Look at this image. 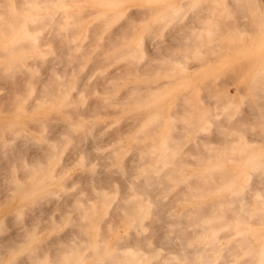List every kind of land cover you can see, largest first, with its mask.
Returning <instances> with one entry per match:
<instances>
[{
  "label": "rangeland",
  "instance_id": "rangeland-1",
  "mask_svg": "<svg viewBox=\"0 0 264 264\" xmlns=\"http://www.w3.org/2000/svg\"><path fill=\"white\" fill-rule=\"evenodd\" d=\"M17 1H13V0H0V9L2 10V13H0V14L3 15V14L6 13L5 14V16H6L8 14V12H10L11 7L14 6V4H15L14 2H17ZM194 1L195 0H189L188 1V4L191 5ZM169 2H170V0H155V1L151 2V3H147L145 0H122V2H120L116 7H113L112 9H108V10H103V9H105V7H107L106 5L101 4V3H96L93 0H86V1H84L82 3H80V5L82 7H85L86 9L87 8L88 9H91L94 12L91 13V14H88V15L85 14L86 17H84L83 21H77L75 23V26H76L75 27V30L77 31V33H73V36H72L74 38L73 42L74 41H76V42L78 41L77 43L80 44L82 37H84V36L87 37L88 36L87 38L84 37V39L86 41L84 40L83 43L86 44L89 41L88 42V44H89V43H91L93 41V44L91 43L92 46L91 45H88V46L85 45L86 47H84V45H82L83 48H86L85 51H87L88 53L86 52V53H84L85 55L84 54L83 55H81V54L78 55L77 57L80 60H78L77 57H76V59H74L75 62L73 60V64L77 63L78 61L81 62V63L78 62L79 64L78 63L75 64V67L72 68V74H70V77H74L75 76V78H76L75 79V82L73 83L75 85V86L73 85V87H74L73 90H71V87H70V85H72L71 83L73 82V80L71 82V79L72 78L68 77L69 74H67L68 76L63 77V80L65 78V80H64L65 83L66 82L68 83V86H67L68 88L62 86L63 89L64 88L65 89L62 90L61 92H64L66 94H69L70 90H71V94L76 92L73 95L76 96V94H77L78 101H77V98L74 97L73 98L74 99V102L73 103H72V101H67L66 103L63 102L61 105L59 104L60 103V99L63 96H62L61 92H57V91H59V87L61 85L59 87L58 86H55V90H54L53 89L54 88V84H53L54 79L53 78H51V81H48V84L47 85L42 83L43 84V86H42V84H41V82H44V81L47 82L46 81L47 74H49L50 72L51 73L52 72L54 73L55 72V69L58 72V71H61V69L62 70L63 69H66V67H64V66H70L67 69H69L68 71L71 73V71H70L71 69L70 68L74 66V65L72 66V64L65 65V63H64V59L65 58L64 57H61V56L59 57L57 55V54H59V53H57L59 51V48H58V44L59 43H58V41H56V39H55V41L53 39V42H51V43L48 42L47 44H42L41 45V47H43V48L45 47V49H47L46 53H44V50L43 49H39V48L38 49L37 48L36 49H26V48H24V49L21 50L22 53H24V55L27 54V53H33V56L34 57L29 56L28 58H26V59H31L32 58L30 61L28 60L29 61V64L31 65V68L29 66V69L30 70H28V68L27 69H24L25 68L24 64H27L28 62L25 63L26 62L25 61L26 59H24L25 56H23V54L22 55H17V57L15 58L16 59V62L14 61V64L17 65L19 68H17V67H12L11 68L10 67V69H9V66H10V64L13 63V61L11 63V60H9L8 58L2 56L3 57V59H2V57H0V66H1V69H0V72H1L0 73V104H1L0 105V128H1V126L5 125L4 126L5 128L6 127L7 128L10 127V128L15 129V130H12L11 129L15 133L14 132H12V133L10 132L9 133L6 130V133L4 132V134H2L3 133L2 132V129H0V143L2 142L1 144L2 145L4 144L3 142L5 140L3 138L6 135L5 136V138H6L5 143L6 144H4V145H6L7 147H9V146L12 147L13 145L14 146H17V144H20V145H18L19 150H18V154H16V159H15V161L17 163L14 161V164L17 165L16 166L17 169H15V167H13L14 166L13 163H12L13 161L8 162L9 161V159H8L9 152H7V151H10V150H7V147H5V146H4V148L1 147L2 145L0 146V160H1L0 161V177L3 179V178H5V176L8 177V174H9L10 175L9 178H12L10 180L7 179V177H6V180L5 179L4 180L1 179L0 180V184H3L5 186L4 183H6V186H7V184H9V182L12 183V185H14L15 182L17 183V179H16L17 176L16 175L17 174H18V176L20 175V178H21V175L22 174L25 175V172L24 171L27 170V169H25L24 166H22L23 163L26 162V159H28V156L31 157L32 154H33V156L34 155H37L39 153V150L41 151V148L47 144V142H46L47 137H49L48 139H50V137H52V136L55 135L54 134L55 132L57 133V135L58 134L60 135L59 131L62 130V128H63L64 131L67 130V128H68V130L73 133V134H71V132H70V134H67L69 132L66 133L67 134L66 137L68 135H71L70 136V140H71L70 142H69L68 137L65 138V139L57 137V139L59 138L63 142H60L59 140H57L55 138L56 143H54V144H57V142H58V144H57L58 146L60 144V146L58 147V149L54 147V150L56 149L55 152L57 154H59V156H60L59 159H57V155H55L56 156V160H55V158H54L55 156L54 155L50 156L49 155V152L42 153V154H39L38 155L39 156L38 159L44 160L45 162L48 163V165H46L47 163H45L44 169H46V170H52L54 173L57 174V176L55 178H53L52 180H49L48 181L49 184L46 187V189H43V191H37V192L36 191L34 192V190H31L32 187L30 186V184H32L34 182L33 179L31 178L32 177L31 175H30V177H29L28 180H25V184H23L24 181H21V180L19 181V179H18V184H21L22 185V189L20 190V192H17L15 190H13L12 194L9 197H5L4 199H2L1 198L2 197L1 196V193L3 195L6 191L4 189H2L4 186L2 188H0L1 189V192H0V229H3V231L6 233L5 234L3 231H0V241L2 239L1 242H4V239H9V235H10V239H12L11 237H13V240L15 241L14 247L16 246L15 248L12 247V249L10 247H8L9 249L6 248L3 251V256H4L3 257V262L4 263L5 262H11V261L14 262V261L18 260V257H20V255H21V258H22L24 255H26L25 252L27 251V248L32 247V246H36V248L38 247L35 252L37 254L38 253L41 254V251H43L42 248H45L46 246H49L48 244H50L51 241L54 240L53 239L54 237L56 238L57 236H59L62 231L64 233L70 232L72 230L74 224L72 225V222L71 221L70 222H68V221L66 222V220H68V218L70 217V215L73 216V213L70 214V212L72 211V210H70V208H74V206L73 205H69V204H71L70 202H71V200L73 198H75L77 200L79 198V200L80 199L83 200V202L87 203L88 205L89 204L90 205L91 204H94V206H95L96 203L99 204L97 207L95 206V212L98 215L95 222H97V224H99L100 226H103L105 228L106 222L109 219L110 220L113 219L115 227L110 232L107 231L104 228H101V230L98 231V232L96 230L91 229L88 226H86L84 228V231H85V234H86L87 237L92 238L94 236V234H96V232H97V233H100L102 236H108V238H109L108 239V243H109V245H112L113 243H115L116 240H119L120 239L119 237L121 235H125V238L124 239H126V237L128 236V238H127V240H128V239H130L129 238L130 236H133L135 234L134 231L131 228H127V225H128L127 224V221L123 219V218H125V215H124L125 213H123V216H124L123 217L121 215L122 214V211L121 210L123 208H125L126 209V213H127V210H131V209L133 210V208L136 209L137 204L136 205L135 204H131L130 202H132L131 201L132 200L131 198H133V197H132L131 193L133 192V190H135V188L139 190L142 187V186L141 187L140 186L137 187L138 184H141V185L147 184L148 185L147 188H148V190L150 189V191H151V192L149 191L150 196H152V195L154 196V197L153 196L151 197L154 201H158L159 202V200L161 199V201L159 203H164L166 206H163V208H165V207L168 208L167 210L165 209L166 211L164 210L166 216L168 214V211L172 213V215H171V213H169L170 214L169 217L171 219H174L173 217H175V216H181L182 214L186 215L187 218H186V220L184 219L185 221L183 220V218L185 216L183 215L184 217L183 216L181 217V219H182L181 223L183 222V223L186 224V223L189 222V220H188L189 218L188 217L192 213L189 212V211H187L188 212V214H187L185 212V210L188 207L190 209L193 208L192 207L193 205L196 206V205H199V204H203L204 202L212 201V199H213V197H214L215 194L212 191L213 189H211V191H208V193H207V190L204 189L203 184H202V186L200 185L198 187V191H199L197 193L198 195H189V194H187V191H188L187 189H189V191H190L191 188L193 187V185H191V184L188 185V183L185 182V180L183 179L184 177L191 178L192 177L191 175H196V174L197 175L198 174H202V176H203L204 175L203 172H206L207 174H205V175H208L209 176V175L212 174V177L218 178V175H221L222 170H223V173L225 171L236 173V171H237V176L235 178V183H234L235 185L234 186L236 188H238V187H241L243 184H248L249 183V180H247V181L245 180V172L244 171L246 169H252L251 168L252 166H251V164H248V163L246 164L245 163V160L247 158L246 155L242 156V158H240L239 161H227L225 159V157H226L225 155L227 153L235 152V151H238V150H243V151H246V152H250V151L263 152L264 151V126H263L264 125V121H261V122L259 121L258 123H256V125H253L252 122H251V120H252L251 116H249V115L247 116V112L249 111V109H251V108L252 109H257V106L255 105V100H256V98L259 97V94H258L259 92H257V94H254L256 92L253 93V89L256 87L254 85H260L259 87H263L264 86V83H259V84L257 83V80L260 79L264 75V72H262L263 70L260 69V65L263 64V61H264V25L262 26V24H261L262 23V20L259 18L261 16L259 15V13L256 10L251 9V8H253L251 5H250L251 6V8H250L251 10L249 9V6H248V7H246V11H245V7H242V6H246V5L243 4V2H245L244 0L243 1L242 0H238V2H236V5L234 4L235 5V8H233V9H234V12H235L234 14L235 15L234 16H231V18L230 17L228 18V14H227V18L228 19H224L223 18V15L225 14V12L223 11L224 14H223V12L222 13L220 12V14L222 15V17H221L220 14H218V15H220V18L218 17V20H219L218 22H219V25L221 23V25H220V27L222 28L221 31H223V30L228 31V29L229 30L232 29V27L234 25H237V26L242 25L241 28L244 29V30L248 29L249 32L252 35L249 33V34L244 35L243 37H241L242 35H237V34L236 35H233V34L232 35H229V33L221 34V35L214 34V31L216 29V27H214L213 28V33H212V34H214V36H212L213 39H218L219 41H222L223 43H225L226 45L228 44V45L223 49V51L220 54L218 53L216 55H213L210 59H208L210 61V63L208 65H205V63H202L201 64V62H203V61L205 62L206 59H207L205 57H204L205 59H203V56H202V55H204L203 52H202V55L199 54V56H202V57H199V56H196L195 57V52L194 51H190L189 53H187L186 51L184 52L181 49L182 50V52H181V51H179L180 50V47L179 48L175 47L177 44L182 43L184 41V38H173V37L170 38V37H168L169 36V29H171L170 28L171 25H168V28H167V23L166 24L163 23L164 25L161 26V28H159V23H162V22H159L158 24H156L158 22V20H156V19L159 18V16L164 15L168 11L171 10V7H169V5H168ZM261 2L263 3V6H264V0H261ZM4 5H5V7H4ZM148 6H153V10H151L146 15L145 18H143V19L140 18V19H138V20L135 21L134 27H131L130 30L127 31V33H129V31H130V34L129 35H127L124 38L123 37H119V39H117L118 37L117 38H114V37L111 38V37L108 36L110 34L113 35L114 31H116L120 27V25L122 24V22L120 20L121 19V16H122L121 14H127V16H128V14L129 15L130 14L131 15H135V12H136L135 10L136 9L138 10L137 12H140L139 10H141V9H143L145 7H148ZM70 8H71V10L77 9L76 6L74 5V3H71L70 4ZM236 10H239V11H236ZM5 11H7V12H5ZM84 11L85 10H83V12ZM86 11L88 12L89 10H86ZM102 11H105L106 13L105 12L102 13ZM124 12H126V13H124ZM132 12H133V14H132ZM247 13H248V16H247ZM105 14L107 16L106 17L107 18L106 20H105V18H103V16ZM119 14H120V18H118ZM187 15H188L187 13H186L185 16L183 15L184 16V19L186 21L188 20V16ZM236 15H237V18L238 19L236 18ZM238 16H240V17L241 16H244L245 19H243L244 17H241L240 18ZM250 16H251V19H249ZM252 17L255 20L254 23L252 22L253 21ZM97 19H99L100 21H97ZM103 19H104V21H103ZM125 19L126 18L122 17V21H124ZM194 19H195V21H194L195 23L193 22ZM194 19L193 20L192 19L188 20V23L190 21L189 24L192 25V26L199 27V26H201V24L203 25L205 23L203 19H200V18H194ZM118 20H119V22H118ZM4 21H5L4 24L6 25V20L4 19L3 21H0L1 22L0 23V26L2 24V27H3L4 24L2 22H4ZM225 22H226V24L224 25ZM246 22L247 23L249 22V23L247 24ZM18 23H23V20L21 22H18ZM41 23L42 22H40V24ZM90 23H91V25L93 24L92 25L93 26V29H94V27L96 25L99 27L98 28L96 26L95 27L96 29H94V31L91 30V33L92 32H96L95 30H98L96 32V34L94 33L95 35L93 33L91 34V36L94 35V37L92 36L93 37L92 40H90L91 39L90 38V33H89L90 31L88 32V30L91 29L89 27H92L90 25ZM40 24L37 23V25H39V29L42 28V27L40 28ZM88 24L90 26H87ZM193 24H195V25H193ZM152 25L155 26V28L153 27L154 30H155V32H156L154 34L155 36L152 35L151 37H149V34L144 35L146 38L147 37L150 38V39H148V38L146 39L143 36V33H144L145 30L149 29V27L152 26ZM223 26H225V27H223ZM86 27H88V29ZM157 28H159V30H157ZM86 30H87V33H86ZM124 30H125V28H124ZM42 31H44V30H42ZM3 33H1V31H0V50L3 49V48L1 49V45L2 44L3 45H5V44L9 45V43L12 40H15L16 39V36L14 37V35H12V34H6V35H4L5 33L4 34ZM38 34L40 35V34H43V33H41V31H39ZM43 35H45V34H43ZM43 35H41V36H43ZM112 35H110V36H112ZM195 35H197V34L194 33V35H192L191 38L194 39V40L195 39L196 40L198 39V41H199V38H197L198 35L197 36H195ZM206 35L207 34L205 33V34H203L201 36V38L203 39V41H208L209 38ZM104 36H106V37H104ZM234 36H235V38H234ZM100 37H102V40H101ZM141 38H143V39H141ZM39 39H40V36H39ZM114 39H115V42L117 41V43L114 42ZM180 39H183V40L181 41ZM99 40H101V41H99ZM109 40H113V43L114 44H112V41H111V44H108V43H110ZM174 40L175 41L177 40V41L175 42ZM98 41H99V43H98L99 46H98V48L95 49V45L97 44ZM148 41H150V42H148ZM151 42L152 43H156V42L157 43H161L162 42L161 45L162 44L163 45H171V46H174L173 47L174 49L173 48L166 49V50H164V52L161 51V50H158L157 52H155L153 50L154 48H152L153 44ZM174 43H176V44H174ZM51 44H52V46H51ZM229 44L231 45V47H230ZM101 45H103V47ZM108 45H110V46H108ZM106 46H108V48ZM127 47H129V49L134 50V51H132V52L131 51L130 52L126 51V49H128ZM122 48H123V50H125L124 51L125 53H123V54L122 53H120V54L118 53V55L117 56L115 55L116 57H114V53L113 52H115L116 50H120ZM144 49H145V51H144ZM102 50H103V52H101ZM93 51H96V52H94L95 55L93 54L95 57H93V58L91 57L88 60V58H89L88 55H90V53H92ZM143 51L145 52V54L143 53ZM173 51H178V52H173ZM134 52H135V54H133ZM19 53H21V52H19ZM96 53H97V56H96ZM115 53H117V52H115ZM137 53H140L141 55H139ZM163 53H164V55H162ZM199 53H201V52H199ZM109 54L112 55V59L110 57H109V59L106 58L105 55L110 56ZM151 54H154V55H152L153 57L151 56ZM182 54H184L186 56H184ZM196 54H198V52H196ZM132 55H136L135 57H137V55H138L139 57H138V59L136 58V60H134L135 57L132 56ZM155 55H158V56L156 57ZM174 55L176 57H174ZM180 55L183 57V59H182V57H180ZM86 56H88V57L86 58ZM160 56L161 57L163 56V57L161 58ZM177 56L179 57V59H178ZM102 57H104V58H102ZM125 57L126 58L128 57V58L126 59ZM151 57H152V60H153V63H152L153 66L151 65L150 67H148L149 69L147 68V69L142 70L143 72H145V70L147 72V70H148V72H149V73L147 72L148 75H146V73H143L141 70H139L140 71L139 72L137 68L143 69L142 64L145 63V62H147V59L149 60ZM164 57H166V58H164ZM100 58H102L103 60L100 59ZM121 58L122 59L124 58L126 60V62L124 60H121ZM175 58H177L178 60H186L187 61L186 64H188L190 66L195 65L198 61H200L198 63L201 64V67L200 68L199 67L198 68H191V69L183 68V67H181V63H178ZM60 59H61V61H59ZM128 59H130L131 61L128 60ZM202 59H203V61H201ZM32 60H34L33 63H32ZM136 61H137V63H136ZM162 61H164L165 65H162V64H164ZM246 61H248V63ZM59 62H61L63 64H61V63L59 64ZM16 63H23L22 71L20 70L19 64H16ZM52 64H53V66H51ZM91 64H92V67H91ZM93 64L96 65V68H95V65H93ZM154 64L156 66H154ZM15 65H13V66H15ZM56 65L58 67H56ZM236 65H237V67H236ZM238 65H239V67H238ZM60 66H61V68H60ZM100 66H102V67H100ZM176 66H179V67L176 68ZM26 67H28V66H26ZM47 67H49V68L47 69ZM50 67H53V69L52 68L50 69ZM161 67H165V68H161ZM98 68H100V69H98ZM152 68H154V69L152 70ZM17 69H19L18 72H16ZM89 70H91L92 72L89 71ZM173 70H174V73H173ZM7 71H9V73H11V74H9ZM133 72H134V74H133ZM159 72H160V74H159ZM4 73H6V75ZM73 73H74V75H73ZM84 73H86V74H84ZM19 74H21V75H19ZM81 74H83V75H81ZM87 74H89V75H87ZM121 74H122V76L123 75L124 76L122 77ZM257 74L259 75V77L257 76ZM86 76H87V78H86ZM253 76H255V77L253 78ZM110 77H111V80H110ZM10 78H13V81L17 78L19 83L17 82L18 84L16 86H14V84H12L13 81ZM69 78H70V80H69ZM256 78H257V80H256ZM85 79H86V82L89 81L87 84L90 87L89 86L82 87L81 81H85ZM90 79H92V80H90ZM100 79H103V80H100ZM166 79H170L171 81L166 82V83L165 82L162 83V85H161V92H162V94L160 96H151L152 93H156L157 92V89H150L149 90V89H146L144 87L145 84H146V82L149 83V85H151V84H153L156 81H163V80H166ZM206 79H209L211 83H209V81L206 80ZM220 79H221V81H220ZM253 79H255L256 81L253 80ZM263 79H264V77H262V79H261L262 81L261 82H264ZM77 80H78V82H77ZM49 82L52 83L53 85L50 84ZM259 82H260V80H259ZM34 83H36V84H34ZM65 83H63V84L65 85ZM143 83H144V86L143 87L146 89V93H147L146 98H141L139 96V94H138V96H136V97H140V99L137 98V101H135L136 99L132 98L133 100H131L130 103H128L129 102V99H130V98H128L127 99L128 102H126V103H121L120 102L122 100L121 97H123L124 91L126 92V90H127V87L130 86V89L133 90V88L136 89L137 85H143ZM221 83H223V84H221ZM29 84H31L32 87H30L31 85H29ZM37 85H39V86H37ZM47 86H49L50 90L52 89V91L54 90L57 93V97L55 95L56 93L54 92V95L52 94L53 96H51V94L49 96L51 98V100H48L47 102L45 101L46 103H44L43 101L42 102L41 101H38L37 99L35 100V96H40L41 94L42 95L45 94L44 92H45ZM99 86H101V87H99ZM109 86H111V88L113 89V91H112V89H110ZM252 86H254V87H252ZM92 87H93V89H92ZM97 87H99V88H97ZM16 88H18V89H16ZM237 88H238V90L240 89L242 92L240 90L238 91ZM11 89H12V91H11ZM29 89H30V91H29ZM105 89L106 90L108 89V90L106 91ZM186 89H187V91H186ZM224 89L227 92V94L225 92L226 95L225 94L222 95V92L224 91ZM16 90H17V93H16ZM140 90L142 91L141 93H144L145 92V90L143 88H140L139 90H137V92H135L136 93L135 95H137V93ZM206 90L209 91L210 94L211 93L212 94H215L213 96H215L216 99H218L219 97L220 98L222 97L221 99L223 101H225V103L227 104L228 108L230 109V110L229 109H225L224 112L221 115H219L216 118H214V120L212 121L213 123H210V121L209 122L208 121H205L204 120L205 118L203 119V115H202V112H201L202 106H201V103H200L199 99H200V96H202V94L204 95V93L206 92ZM9 91H10V93H9ZM13 91H14V93H12ZM31 91H32V93H29ZM35 91H37V94L35 93ZM83 91H85V92H83ZM87 91H89V92H87ZM110 91H111V93H110ZM237 91L238 92H241L243 97L241 96L242 98L241 97L240 98H237V101H236V97H238L239 95H241V93L237 95L236 94ZM40 92H41V94H40ZM180 92L181 93L184 92V95L185 94L186 95L183 96V94H181ZM209 92H207V93H209ZM38 93L40 95H38ZM133 93L134 92H132V94ZM249 93L251 94V96L248 95ZM252 93H253V95H252ZM105 94H107V95H105ZM228 94H230L229 97H228ZM17 95H19V96H17ZM95 95H96L97 98H95ZM128 95L130 96V94H128ZM177 95L179 96L178 98H176ZM254 95H257V96H254ZM6 96L8 98H6ZM16 96L18 97V99L17 100L14 99L15 103H13L14 101L12 99L13 98H17ZM28 96H30L32 98L30 99V97H29L27 99ZM100 96H101V98H100ZM180 96L185 97L186 99L183 98L180 101ZM4 97L6 99H4ZM11 97H12V99H11ZM133 97H135V96H133ZM244 97L246 98V100H245ZM70 99H72V98H70ZM79 99L81 101H79ZM105 99H106V101H105ZM113 99L115 101H117V99H119L120 100L119 101L120 103H115L113 101ZM10 100L12 102H10ZM31 100H33V101L35 100L37 103L35 102L36 104H34V106H32L34 102L31 101ZM93 100H95V101L97 100L96 101L97 102L96 104H98V107L95 106V104H94L95 101H93ZM61 101H63V98L61 99ZM123 101H124V99H123ZM235 101H236V104H234ZM244 101H245V103H244ZM40 102H41V104H40ZM110 102H111V104H110ZM240 102H241V104H240ZM21 103L23 104V106H20ZM103 103H105V104H103ZM185 103H187V106L188 107L186 106ZM107 104H109V105H107ZM29 105H31L30 106L31 108H29ZM19 106L22 108V110H18ZM92 106H95V107H92ZM99 106H100V108H99ZM143 106H144V108L142 109L141 107H143ZM69 107H71L72 110ZM139 107H140V109H142L143 111H145L146 114L143 115V117H141L139 115L138 118L140 120L137 118V121H135L136 123L134 122L136 124L135 125L134 123H132L133 117L131 118V116H133V114H135L134 112H136V114H137V112L140 111L139 110ZM60 108H62L61 109L62 111H63V108L65 110L67 109V111L70 114H72L73 112H75V113L76 112L77 113L78 112L79 113L82 112L81 115L83 114V117L81 116V120H83V122H80L82 125H80V127H79V122L77 121V118H75L76 116H80V115H78L79 113L77 115L73 116L74 117L73 119L75 121H77V124H76V122L72 118H71L72 120L69 118L70 117V116H68L69 113L68 112H65V111H64V113H62L59 110ZM92 108H93V110H92ZM186 108H188V109L190 108V110L185 111ZM234 108L236 109L235 111H234ZM157 110H159V111L162 112V115L159 116V117L155 113V111H157ZM70 111H73V112L71 113ZM98 111H99V113H98ZM88 112H89V114H87ZM174 112H175V115L179 118L176 121L178 123L177 125H178L179 128H177V131L174 132L177 137H175V140L174 139L172 140V138H170V139L168 138V136L170 135L169 128H168L169 127L168 126L169 125L168 124V121H169V117L171 118V116H169V113H174ZM176 112H177V114H176ZM185 112L187 113L188 116L195 117L196 120L193 118L194 120H193L192 123L191 122H185L183 120V116H182ZM235 112H237V113H235ZM75 113H73L72 115H74ZM85 113L88 116L86 115L84 117ZM89 115H91V116H89ZM179 115H181V116H179ZM137 116H135V119L134 120H136V117ZM222 116L224 117L223 119L226 118V120H228V121L227 122H226V120L225 121H222L223 120L221 118ZM230 116H231V118H230ZM154 117H158L159 122L158 121L156 122L157 119H155L154 120L156 122L155 123L153 121ZM177 117H175V119ZM65 118H67V119H65ZM220 118H221V120H219ZM228 118H230V119H228ZM243 118H244V120H243ZM64 119H65V121H66L67 124L65 122H63ZM78 119H79V117H78ZM128 119H130L132 121L130 122V120H128ZM215 119H217V122H215ZM237 119H238V121H237ZM88 120H89L90 123H87ZM150 120H152L153 123H155L156 125L154 126L151 123L154 127L150 126V129L151 130L148 127V129L150 130V132H143V130H141V129L142 128L145 129V127H146L145 124H147V125L150 124ZM203 120L205 121V123H204ZM241 120L242 121H245V122L242 123ZM93 121H95V122H93ZM179 121H180V123H179ZM181 121H182V123H181ZM229 122H230V124L232 122V124L230 126L228 125ZM238 122L240 123L239 125H238ZM64 123L66 124V127L65 128L61 126L62 124L64 125ZM69 123H74V125H76V126L73 127V125L72 124H69ZM84 123H85V125H84ZM94 123H96V124L94 125ZM198 123H199L200 126H198ZM10 124L11 125L14 124V125L13 126H10ZM129 124H131L132 127H128ZM205 124H206V126H204ZM221 124L222 125H225V126H222ZM57 125H59L61 127L58 126L59 129L57 131H54V129L56 130V128H58ZM87 125H89V127ZM126 125H128V126L126 127ZM185 125L189 126L188 131H185V130L182 131L181 130V127L184 128ZM16 126H17V128H16ZM52 126H53V128H52ZM97 126H98V128H97ZM101 126H103V128ZM4 127H3V129H5ZM237 127L238 128L241 127V130H239L240 128L238 129L240 131V135H239V131L238 130L237 131L234 130L235 133L238 132V134H234V136L233 135L231 136L230 133L228 134V132L230 131V129H232V130L235 129V128L237 129ZM99 128H100L101 131L98 130ZM117 128L119 129L118 130L119 132L122 130L120 138H118L119 136H115L116 135L115 134L116 132L118 134V131H115ZM124 128H126V130ZM127 128H129V129L131 128V129L130 130H127ZM152 128H154V130ZM218 128H219V130H221V129H224V131L226 130L225 131V134L222 133V132H219L221 134V136H220L219 133H218L219 135L217 133H213V132H216ZM96 129H97V132L98 133L96 132ZM139 129L142 132H140ZM148 129H147V131H149ZM210 129H211V131H209ZM227 129H228V132H227ZM90 130H92L93 132L90 131ZM85 131H87V132H85ZM138 131L140 133H143V134H146V135H142L141 138L137 135V136H135V138L136 137H139V138L134 139L133 136H134V134L138 133ZM91 132H92V134H91ZM181 132H182V134H181ZM192 132H193V134H192ZM99 133H101V135H99ZM108 133H109V136H108ZM113 133H114V135H113ZM211 133H213V134H211ZM24 134H25L26 137L24 136ZM41 135L42 136H45V137H43V138L40 137L39 138V136H41ZM93 135H95V136H93ZM209 135L210 136H217V137L220 136L219 137L220 139L218 138L219 139V142L217 141V144L215 143L216 145H213L214 144L213 141H214L215 138L214 137L213 138L212 137L210 138ZM222 135H225L226 137L228 136L227 138H229V135H230V137H235V138L234 139L232 138L233 140L231 138L228 139L227 142L225 143V145H223V144H221L222 141H220L221 139H223V136ZM259 135L261 137L260 139H259ZM60 136H63V135L61 134ZM163 136L165 137L164 139H167V140L169 139L170 140V142L168 141L169 144L167 143V146H165L166 144L165 145L163 144V140H162ZM192 136H194V137H192ZM208 136H209V140H208ZM20 137H22V138H20ZM54 137H56V135ZM95 137H97V138H95ZM44 138H45V140H44ZM202 138L204 139V141H210L211 139H213V141H210L208 143L206 142L205 143L206 147L204 146V144H203V146H201V141H203ZM243 138H244V140H243ZM248 138H252V139L250 140ZM92 139H93V141H96L98 143H95V145L92 144V142H91ZM94 139H97V140H94ZM253 139H255V140H253ZM52 140H54V139H52ZM135 140H136V142H135ZM245 140H247V141H245ZM256 140H257V142H254ZM9 141L11 143H8ZM64 141H67V143L69 142L68 143L69 145L66 142H64ZM171 141H173V144L175 145L174 147H172L173 144H172ZM174 141H176V143ZM112 142H116V144L118 145L116 147L115 152L113 151L114 148H112V146L114 145ZM192 142H194V143H192ZM35 143H36L37 146L34 145ZM63 143H64V145H66V144L67 145L64 147ZM118 143H120L121 145L118 144ZM235 143L237 144V146H233V144L235 145ZM22 144H24V146ZM29 144L32 145V146H30ZM73 144L75 146H77V147H75V149L72 147ZM176 144L177 145L179 144L178 145V151L179 152L176 150L177 149V145ZM210 144H211V146L212 145L213 146L211 147ZM57 145H56V147H57ZM97 145H99V146H97ZM131 145H133V146H131ZM142 145H144V146H142ZM152 145H155L156 147L155 146L152 147ZM168 145H172V146H169L168 147ZM248 146H250V147H248ZM38 147H40V148H38ZM63 147H64V150H63ZM85 147H87V148H85ZM90 147H92V149H90ZM162 147H165V148H162ZM167 147H168V149H167ZM171 147H172V150H171ZM175 147H176V149H175ZM222 147H225L226 149L225 150L224 149H221ZM72 148L74 150H76L75 152H77V151L79 152L80 150H82L85 153V157L82 156L83 158H86L87 159V160L85 159L86 161L83 159V161H85V164H83V161L81 159H79V154L78 155H75L74 150H71ZM136 148H140V149L144 150V152H143V155L145 156L144 159H143V157H140L139 155H135V154H138V152L140 151V149H138L139 150L138 151ZM169 148H170L171 151L174 152V150H175L177 153L176 152H174V153L172 152L173 154L171 153V155H172L171 156V159H168V160L169 161L171 160V162H172V159L177 155L176 156L177 157V163H179L178 162V160H179L180 161V164H181L180 166L179 165H177V166H175V165L174 166H171V165H173L172 163H171V165H170V163L161 164L160 165L161 167L166 166L168 170H166V171L165 170H162L161 171L162 174L161 173H158V178L159 179L157 178L156 181L151 180V182H148V181L147 182H144L145 180H144V177H142V176H141L142 178L139 177L140 180H137V182H129V181L127 182L126 180H123L122 179L121 176H123V173L121 174V171L120 170L118 171V169H120V168H122V169H124V168L128 169V167H129L128 170L130 172L129 171L126 172L125 170L124 171H125L126 174H129V173L131 174L132 168H136V171H137L136 174L138 176L139 175H142V173L144 171V170L142 171L143 167H145L147 170H149V169H151V166L157 164L155 162L157 161L158 155L151 154V152H149V151L152 150V151L157 152L159 154H162L163 153V155L165 154V156H166V152L167 153L168 152H171V151H169ZM78 149H80V150H78ZM194 149H195V151H194ZM59 150H61V151L59 152ZM135 151L136 152L138 151V152L136 153ZM198 151H200V152H198ZM2 152H3V154H1ZM109 152H111L112 154H109ZM219 152H220V155H219ZM205 153L207 155H205ZM44 154H45V156H42ZM132 154H134V155H132ZM180 154H182V155L180 156ZM17 155L19 156V158H18ZM47 155H49V157H47ZM153 155H154V157H152ZM69 156H71L72 158L69 157ZM75 156H76L77 160H76ZM218 156H220V157L217 160ZM136 157H137V159H136ZM138 157H140V158L138 159ZM203 157H204V159H203ZM221 157H224L223 162H222V160H220ZM31 158H33V160H34L37 157L36 158L31 157ZM150 158H151V163L147 164L148 161L146 162L145 159H147V160L149 159L150 160ZM161 158H164V157H161ZM53 159L56 161V166H55V162H54ZM129 159L132 160V161H130ZM140 159H143L146 163L144 162V164H143V161H142L141 164L136 163L138 161L141 162ZM40 160H38V161H40ZM79 160L82 161V163H81V161H80V163L83 164L84 166H82L81 164H78ZM133 160H134V162H133ZM135 160H136V162H135ZM44 161H42V163ZM30 162H32V160H30ZM86 162H87V164H86ZM129 162H131L133 165L131 163H129ZM173 162H175V161L173 160ZM7 163H8V165H7ZM10 163H11V165H9ZM104 163H105V166H104ZM112 163L114 165H112ZM122 164H126V165H122ZM142 164H143V167H142ZM150 164H151V166H150ZM184 164H186V165L184 166ZM20 166H22L24 168L22 169ZM92 166H94V167H92ZM101 166H102V168H101ZM123 166H124V168H123ZM26 167H31V165H29V166L27 165ZM216 167H217L218 170L216 169ZM6 168H7V170H6ZM9 168H10V170H9ZM92 168H94V169H92ZM107 168H108V170H107ZM28 169H30V168H28ZM116 169H117V171H116ZM161 169L162 168H160V170ZM163 169H165V168H163ZM170 169H173V171H172V173H171L170 176L174 177L176 175V177H178V178L174 177L176 179L175 183H174V178H171V177L169 178V175L167 174ZM106 170L107 171H113L111 173V174L114 173L112 175V177H114L112 179L113 181H110V182L108 181V182H104V183L101 182L100 183V182H98L96 180H93V182H92V180H87L86 181L83 178V177H88V176L93 177V175H94V177H96V176L97 177L102 176L103 174H105L107 172ZM219 170H221V171H219ZM8 171H9V173H8ZM133 171H134V169L132 170V172ZM210 171L211 172L213 171V172L210 174L209 173ZM15 172H17V173H15ZM164 172L166 174H164ZM5 173H6V175H5ZM133 173H135V172H133ZM133 173H132V175H134ZM146 173L148 174V172H145V174ZM145 174L143 173V175L146 177L147 175H145ZM152 174L153 175H156L157 173L156 172H154V173L152 172ZM160 174L161 175L164 174V175L162 177H160L161 176ZM169 174H170V172H169ZM173 174H174V176H173ZM26 176L27 175L23 176L22 178L24 179V178H26ZM115 176H116V178H115ZM142 179L144 180L143 182H142ZM199 180L202 183L203 178L202 179L200 178ZM209 181H211V178H209ZM219 181L220 180L218 179L216 181V183L219 182ZM19 182H21V183H19ZM90 182H92V183H90ZM164 182L165 183L168 182L169 184L170 183H173V184H176L177 183V184L175 186L173 184H171L170 186L167 184L168 185V187L166 185L167 188H165V187L162 188L165 185ZM250 182H252V180H250ZM93 183H95V184H93ZM182 183L184 184V186H183ZM252 183H250V184H252ZM64 184H65V187L66 188L64 187ZM67 184L68 185L70 184L69 187H67L68 186ZM92 184L93 185H96L97 184V187H99V190H100V191L98 190V193H95L94 192L95 188H93V185ZM128 184L129 185L133 184V185H131L132 188H133V186H135V187L132 189V188H130V186H128ZM10 185H8V186H10ZM90 185H92V186H90ZM103 185H104V187H103ZM111 185H113V187ZM215 185H217V184H215ZM62 186H63V188H62ZM100 187H102V188L100 189ZM115 188H116V190H115ZM211 188H213V185H212ZM56 189H58L59 191L56 190ZM64 189L65 190L67 189L66 190V194L64 193L65 192ZM143 189L144 188L142 187L141 190H143ZM173 189L177 191L176 192V195H174L175 191ZM180 189H181V191L183 193H181V191H179ZM3 190L5 191L4 193H3ZM52 190H54V192H51ZM69 190H70V192H69ZM107 190H109V191L106 194V191ZM128 190H130V191H128ZM165 190L167 192H165ZM56 192H57V194H55ZM58 192H59V194H58ZM116 192H117V195H115ZM169 192H171V193H169ZM201 192H202V194H201ZM63 193H64V195H63ZM91 193H92V195H91ZM122 193H123V195H122ZM224 193L227 194L228 191L225 190ZM73 194L74 195L77 194V195L74 197ZM126 194H128V195L126 196ZM101 195H102L103 198L101 197ZM4 196H5V194H4ZM150 196H149V198H150ZM170 196L173 197V198L171 199ZM71 197H72V199H71ZM33 198H34V200H33ZM60 198H62L63 200L60 199ZM69 198L71 200H68ZM96 198H98V200L99 199H104L105 202L103 203L102 200H99V202L98 201L96 202L95 201V200H97ZM127 198H130V200L128 201ZM138 198L139 197H137L136 200H138ZM183 198H185V199H183ZM54 199H56V200H54ZM124 199H127V200H124ZM35 200H36V202L38 200L39 201L36 203ZM44 200H46V201H44ZM167 200H168V202H167ZM52 201L54 203H57L58 204L59 207L58 206H55V207H57V209L53 206L55 204ZM110 201H111V203H110V205H108ZM33 202L37 206H35ZM62 202L65 204L64 206H63V203ZM83 202H82V204H83ZM124 202H126L128 205H126V203H124ZM47 203L50 204V207H49V204H47ZM60 203H62V204L59 205ZM116 204H118V205H116ZM129 204H131L133 206L131 207V205H129ZM142 204H140V205H142ZM151 204H153V203L151 202ZM67 205H69L71 207H69ZM88 205L87 206L84 205V207H86L88 209V207H89ZM144 205L151 208L150 203H146V204L144 203ZM225 205H223L224 208H225ZM60 206H63L64 207V210H63V207H61L62 209H60ZM110 206H111V208H110ZM127 206H129V208H127ZM159 206L161 207V204L160 205L154 204L153 205V208L154 207H159ZM37 207H38V209H37ZM65 207L69 208L70 211L69 210H65ZM185 207H186V209H184ZM17 208L20 209L19 211H21L22 213L19 212ZM39 208H41L40 209L41 212H38L39 211ZM153 208H151V209H153ZM216 208H219V205L218 204H216ZM46 209H48L49 211L46 210ZM50 209L51 210L53 209L54 211L53 212L52 211L50 212ZM108 209H110V210L108 211ZM125 209H124V211H125ZM56 210H57V212H56ZM61 210L63 212H61ZM132 210L131 211H128V214L129 213L131 214ZM182 210L184 211V213H182ZM35 211H36V213L38 215H36ZM47 212H48V215H50V216H47ZM60 212L62 213L61 216H60ZM200 212H202V211H200ZM200 212H198L199 214L198 213H194V214H197L198 216L207 215V214H204V212H202V213H200ZM221 212H223V210H219L216 213H221ZM180 213H182V214H180ZM208 213H210V212H208ZM232 213L235 215V212H232ZM11 214H13V215L11 216ZM14 214H19L20 217L19 216L17 217V215H14ZM24 214H25V216H24ZM150 214L148 212L144 214L145 216L143 218V220H144L143 222H145L146 225L144 223L143 228L139 230L140 233H141V230H143L142 231V234H140V233L138 234V235H140V237H142V236L145 237L146 236V238H144L145 239V243L143 244L144 247L142 248V246H141V248L143 249V250L142 249L141 250L144 253V260H142L138 264H150V263H154L153 260L150 261L151 258L154 257V258H157L156 260H159L158 257H160V255L161 256H165V254L167 253V251L170 250L167 247L163 246V244H161L159 242H156V240H155L156 239L155 233L156 232L158 234L160 233L158 231H160V229H161V225L160 224H162V220H160L159 218L157 219V216H155L156 219H155V217L153 219V217H152L153 214H152V216H150ZM165 214L163 215V213H162L161 214L162 217H164ZM201 214H203V215H201ZM227 214H229V212H227ZM33 215H34V217L35 216L36 217L39 216L40 218H43V219H41V221H38L37 220L38 217L37 218L35 217L36 218L35 219L33 217ZM42 215H43V217H42ZM56 215H59V216L56 217ZM121 217H122V219H121ZM158 217H160V215ZM162 217H161V219H163ZM21 218H22V221H20ZM44 218L46 220L47 219L48 220L50 219L49 222H48V220L46 221ZM53 218H55V220L57 219V221L52 222L51 220ZM101 218H102V220H101ZM170 218H169V220H170ZM30 219H32V220H30ZM181 219H179V220H181ZM5 220L6 221L9 220L8 221L9 223L6 222ZM13 220H15L16 222L18 221V222L17 223H14L15 221H13ZM36 220L38 221V223L40 222L39 223L40 225L37 223ZM146 220H147V222H146ZM159 220L161 221V223H160ZM3 221L5 222V225H4ZM42 221L44 223L41 225ZM102 221L105 222V223H103ZM224 221H226V223H229V224H233L234 223V219H232V218L230 219V217L229 218H226ZM33 222H35L36 226H34ZM51 222H52V225H50ZM149 222L151 223V225H149L150 224ZM11 223H12V225H11ZM31 223H32V227L29 226V225H31ZM20 224H21V226L23 228L19 226ZM23 224H25V225H23ZM37 225L39 227L42 226V228H39V231H38V228H36V227H38ZM43 225H45L46 227L43 226ZM13 226H15V227H13ZM17 226H19L18 229L16 228ZM24 226L28 227L29 229L28 230H25L26 231V234H28V236H26L24 238V240H22V238H23L22 236L23 235H20V234H22V232L20 231V228H21V230H23L24 229ZM47 226H48V228H47ZM64 226H66V227L63 228ZM8 228H9V231H8ZM35 228L37 229V232H35L36 231ZM149 228H150V231H149ZM65 229H66V231H65ZM99 229H100V227H99ZM128 229H131L133 232L130 230V233L132 232L134 234L129 235V233L127 232ZM184 229H187V230L189 229L188 231L191 230L190 229V226H187ZM184 229H183V231H184ZM255 229H259L261 233H264V227L263 226H259V225L258 226L248 225V227L246 228V231L247 230L248 231H254ZM18 231H19L20 234L17 235V232ZM58 231H60V232L57 234ZM78 231L81 232L80 230H78ZM146 231H148V232L146 233ZM166 231H168L170 233V235L174 232L171 229H168ZM200 231H202V229H200ZM224 231H225V229H223L222 232H224ZM13 232H14V236H12V233ZM33 232H35V234ZM54 232H55V234H54ZM8 233H9V235H8ZM105 233H107V234H105ZM144 233H146V234H144ZM148 233L149 234L151 233V235H148ZM177 233L178 234H182L181 229L176 232V235H177ZM100 234H97V235L100 236ZM15 235L17 237H15ZM50 235H52V238H51ZM152 235L153 236L155 235L154 236L155 239L154 238L152 239V237H153ZM18 236L20 238L21 237L22 238L20 239ZM150 236H152V237H150ZM227 238H229V236L225 237V239H222V240L223 241H226ZM151 239L154 240L153 243H151L152 242ZM201 240H202L201 236H199V237L196 236V240L195 241H198L199 242ZM223 241H221V242H223ZM254 243H255V245L257 244L256 241ZM148 245L149 246L153 245V246L150 248ZM190 246L193 247V243H186V247L187 248H189ZM147 247H149V248H147ZM153 247L156 250L158 249V252L159 251L160 252L157 254L156 253L157 251L155 252V250H154L153 251L154 254H151V256H150L149 253L154 249ZM39 248L41 249V251H40ZM144 248H146V250L148 249V251L150 250V252L144 251ZM238 249H240V246H239ZM240 250L242 251V249H240ZM168 254H169V252H168ZM225 254H224V256H225ZM238 254L240 255V252ZM224 256H220V257H224ZM93 257L94 256H88V257H86L85 260H84V264L91 263ZM15 258H17V259H15ZM218 258H219V256L216 259L217 261L215 260V263H213V264H221L222 258H219V260H218ZM234 259H237V258L235 257ZM156 260H155V263H156ZM224 261H226V260H224ZM70 264H72V263H70Z\"/></svg>",
  "mask_w": 264,
  "mask_h": 264
},
{
  "label": "bare ground",
  "instance_id": "bare-ground-1",
  "mask_svg": "<svg viewBox=\"0 0 264 264\" xmlns=\"http://www.w3.org/2000/svg\"><path fill=\"white\" fill-rule=\"evenodd\" d=\"M13 1H17V0H13ZM84 1H86V0H18L17 2H14L15 4H14V6H12L11 7V9H10V12H8V14L5 16V14H0V21H3L4 19L6 20V25L4 24L5 23V21L4 22H2L4 25H3V27H2V24H1V26H0V31H1V33H3L4 35H6V34H12V35H14V37L16 36V39L15 40H12L10 43H9V45H7V44H5V45H1V49L2 50H0V57H6V58H8L9 60H11V63H12V61H13V63L12 64H10V66H9V69H10V67L12 68V67H17V68H19L17 65H15L14 64V61L16 62V57H17V55H22L23 54V56H25V58L24 59H26V58H28L29 56H32V57H34L33 56V53H27V54H25L24 55V53H22V49H24V48H26V49H43L44 50V53H46V51H47V49H45V47L43 48V47H41V45L42 44H47L48 42H53V39H54V41H55V39H56V41H58V48H59V51L57 52V53H59V54H57L59 57L61 56V57H64L65 59H64V63H65V65H70V64H72V66L73 67H71L70 69V71H71V73L68 71L69 69H67L68 67H70V66H64V67H66V69H61V71H58L57 72V70L55 69V72L53 73H49V74H47V78H46V81L47 82H41V84L43 83V84H48V81H51V78H53L54 79V81H53V84H54V90H55V86H60L59 87V91H57V92H61L62 90H64L63 89V87H67L68 86V83L66 82L65 83V78H64V80H63V77H65V76H68L67 74H69V76L68 77H70V74H72V68H74L75 67V64H77L78 62H80V61H78L77 63H75V64H73V60L74 59H76V57L78 56V55H83L84 53H86L87 51H85V49L86 48H83V46L82 45H84V47H86L85 45H91V43L93 44V41L91 42V43H89L88 44V42L86 43V44H84L83 43V41L85 40L84 39V37H82V39H81V42H80V44L79 43H77L76 41H74L73 42V40H74V38L72 37L73 36V33H77V31L75 30V23L77 22V21H83V19H84V17H86V15H88V14H91V13H93L94 11L93 10H91V9H86L85 7H82L81 5H80V3H82V2H84ZM94 2H96V3H101V4H104V5H106L107 7H105V9H103V10H108V9H112L113 7H116L120 2H122V0H93ZM147 3H151V2H153V1H155V0H145ZM188 1L189 0H170V2H169V7H171V10L170 11H168L166 14H164V15H161V16H159V18H157L156 20H158V22L156 23V24H158L159 22H162V23H159V28H161V26H163L164 24L163 23H167V28H168V25H171V29H169V36L168 37H173V38H184V41L182 42V43H180V44H177L175 47H177V48H179L180 47V50L179 51H181L182 52V50L185 52H187V53H189L190 51H194L195 52V57L196 56H199V54L200 55H202V52H203V54L204 55H202L203 56V59H205V58H207L206 59V61L204 62L203 61V59L201 60V61H203V62H201V64L202 63H205V65H208L209 63H210V61L208 60V59H210L213 55H216V54H220L222 51H223V49L228 45H226L225 43H223L222 41H219L218 39H213V37L212 36H214V34H219V35H221V34H226V33H229V35H242L241 37H243L244 35H247V34H249L250 32H249V30L248 29H246V30H244V29H242L241 28V26L242 25H239V26H237V25H234L233 27H232V29H228V31H225V30H223V31H221L222 30V28L220 27V25H221V23H220V25H219V20H218V17L220 18V12L222 13L223 11L225 12V14H224V12H223V18L224 19H228L229 17L231 18V16H234L235 14V12H234V9L233 8H235V5H236V2H238V0H195L191 5H189L188 4ZM243 1V0H242ZM245 2H243V4L244 5H246V6H242V7H245V11H246V7H248L249 6V9L251 8V6L253 7V8H251V9H254V10H256L258 13H259V15L261 16V17H259L261 20H262V26L264 25V6H263V3L261 2V0H244ZM241 2V1H240ZM6 3V2H5ZM71 3H74V5L76 6V8L77 9H74V10H71V8H70V4ZM235 4V5H234ZM80 5V6H79ZM240 5V4H239ZM251 5V6H250ZM4 7H5V5H4ZM239 7V6H238ZM136 8V7H135ZM139 8V7H138ZM134 9V8H133ZM250 9V10H251ZM82 10V11H81ZM83 10H85L84 12H83ZM86 10H89L88 12L86 11ZM151 10H153V6H148V7H145V8H143V9H141V10H139L140 12H137L138 10L136 9L135 11L137 12H135V15H129L128 14V16H127V14H121L122 16H121V22H122V24L120 25V27L116 30V31H114V33H113V35L112 34H110V35H112V36H110V35H108L109 37H114V38H117V39H119V37H126L127 35H129L130 34V31H129V33H127V31L128 30H130V28L131 27H134V23H135V21L136 20H138V19H143V18H145L146 17V15L151 11ZM236 11H239V10H236ZM4 12V11H3ZM5 12H7V11H5ZM87 12V13H86ZM105 11H102V13H104ZM219 12V13H218ZM0 13H2V10L0 9ZM106 13V12H105ZM124 13H126V12H124ZM186 13L188 14L187 16H188V20H190V19H194V18H200V19H203L204 20V24L202 25L201 24V26H199V27H195V26H192V25H190L189 23H190V21H189V23H188V20L186 21L185 19H184V16L186 15ZM246 13V12H245ZM83 14V15H82ZM86 14V15H85ZM109 14V13H108ZM120 14H119V16H118V18H120ZM132 14H133V12H132ZM202 14V15H201ZM218 14H220V15H218ZM227 14H228V18H227ZM126 17H125V16ZM184 15V16H183ZM200 15V16H199ZM241 15V14H240ZM98 16V15H97ZM247 16H248V13H247ZM107 16H106V14L103 16V18H105V20L107 19L106 18ZM122 17H124V18H126L124 21H122ZM221 17H222V15H221ZM238 17H240V16H238ZM241 17H244V16H241ZM240 17V18H241ZM233 18V17H232ZM236 18H237V15H236ZM101 19V18H100ZM184 19V20H183ZM222 19V18H221ZM220 19V20H221ZM238 19V18H237ZM243 19H245V17L243 18ZM249 19H251V16H250V18ZM252 19H253V17H252ZM23 20V23H18V22H21ZM115 20V19H114ZM236 20V19H235ZM97 21H100L99 19H97ZM102 21V20H101ZM103 21H104V19H103ZM195 21V19L193 20V22ZM254 19H253V23H254ZM40 22H42L41 24H40ZM118 22H119V20H118ZM192 22V23H193ZM199 22V21H198ZM232 22V21H231ZM236 22V21H235ZM245 22V21H244ZM1 23V22H0ZM37 23H39L40 24V28L41 29H39V25H37ZM94 23V22H93ZM96 23V22H95ZM195 23V22H194ZM242 23V22H241ZM247 23V22H246ZM249 23V22H248ZM247 23V24H248ZM256 23V22H255ZM97 24V23H96ZM114 24V23H113ZM119 24V23H118ZM117 24V25H118ZM226 24V22L224 23V25ZM231 24V23H230ZM235 24V23H234ZM246 24V25H247ZM43 25V26H42ZM90 25H91V23H90ZM89 24L87 25V26H90ZM93 25V24H92ZM91 25V26H92ZM100 25V24H99ZM112 25V24H111ZM193 25H195V24H193ZM95 26V25H94ZM97 26V25H96ZM95 26V27H96ZM198 26V25H197ZM256 26V25H255ZM94 27V29H96ZM98 27V26H97ZM109 27V26H108ZM107 27V28H108ZM155 28V26H150L149 27V29H147V30H145L144 31V33H143V36L144 35H147V34H149V37H151L152 35H154L156 32H155V30H154V28ZM214 27H216V29H215V31H214V34H212L213 33V28ZM223 27H225V26H223ZM87 29H88V27H86ZM89 28H91V29H89L88 30V32L90 33V40H92L93 39V37H94V35L96 34V32L98 31V30H95L96 32H92L94 35H92L91 36V30L92 31H94V29H93V26L92 27H89ZM99 28V27H98ZM97 28V29H98ZM124 28H125V30H124ZM159 28H157V30H159ZM116 29V28H115ZM166 29V28H165ZM42 30H44V31H42ZM106 30V29H105ZM167 30V29H166ZM227 30V29H226ZM39 31H41V33H43V34H45V35H43V34H38V32ZM46 31V32H45ZM259 31V30H258ZM257 31V32H258ZM261 31V30H260ZM45 32V33H44ZM71 32V33H70ZM149 32V33H148ZM254 32V31H253ZM252 32V33H253ZM256 32V33H257ZM86 33H87V30H86ZM110 33V32H109ZM146 33V34H145ZM194 33L195 34H197V35H195V36H197V38H199V41H198V39L196 40H194V39H192L191 38V36L192 35H194ZM207 34L206 36L209 38L208 39V41H203V39L201 38V36L203 35V34ZM251 34V33H250ZM41 35H43V36H41ZM157 35V34H156ZM252 35V34H251ZM39 36H40V39H39ZM155 36V35H154ZM88 37V36H87ZM87 37H85V38H87ZM104 37H106V36H104ZM142 37V36H141ZM145 37V36H144ZM101 38V40H102V37H100ZM146 38V37H145ZM148 38V37H147ZM146 38V39H147ZM189 38V39H188ZM234 38H235V36H234ZM141 39H143V38H141ZM148 39H150V38H148ZM101 40H99V41H101ZM107 40V39H106ZM172 40V39H171ZM181 41L183 40V39H180ZM86 41V40H85ZM99 41L97 42V44L95 45V49L96 48H98V46H99ZM110 41V43H108V44H111V41H112V44H114L113 43V40H109ZM108 41V42H109ZM161 41V40H160ZM168 41V40H167ZM170 41V40H169ZM175 41V40H174ZM177 41V40H176ZM175 41V42H176ZM179 41V40H178ZM114 42H115V39H114ZM119 42V41H118ZM147 42V41H146ZM148 42H150V41H148ZM159 42V41H158ZM233 42V41H232ZM17 43V44H16ZM83 43V44H82ZM115 43H117V41L115 42ZM152 43V42H151ZM157 43V42H156ZM152 43L153 44V46H152V48H154L153 50L155 51V52H157L158 50H161V51H163L164 52V50H166V49H171V48H173L174 46H171V45H161V43ZM169 44V43H168ZM174 44H176V43H174ZM233 44V43H232ZM16 45V46H15ZM230 45V44H229ZM51 46H52V44H51ZM92 46V45H91ZM97 46V47H96ZM102 47H103V45H101ZM108 46H110V45H108ZM108 46H106L107 48H108ZM148 46V45H147ZM54 47V46H53ZM101 47V48H102ZM105 47V48H106ZM229 47V46H228ZM230 47H231V45H230ZM57 48V49H58ZM128 49H126V51H128V52H132V51H134V50H131V49H129V47H127ZM151 48V49H152ZM54 49V48H53ZM94 49V50H95ZM104 49V48H103ZM174 49V48H173ZM182 49V50H181ZM143 50V49H142ZM85 51V52H84ZM98 51V50H97ZM125 50H123V48L122 49H120V50H116L115 52H117V53H115V52H113L114 53V57H116L117 55H118V53L120 54V53H125L124 52ZM144 51H145V49H144ZM143 51V53L145 54V52ZM150 51V50H149ZM148 51V52H149ZM160 51V52H161ZM172 51V50H171ZM19 52H21V53H19ZM94 52H96V51H93L92 53H90V55H88L89 56V58H88V60L92 57H95L94 55ZM101 52H103V50L101 51ZM100 52V53H101ZM151 52V51H150ZM173 52H178V51H173ZM172 52V53H173ZM196 52H198V54H196ZM199 52H201V53H199ZM88 53V52H87ZM99 53V54H100ZM186 53V54H187ZM42 54V53H41ZM40 54V55H41ZM94 54V55H93ZM129 54V53H128ZM133 54H135V52L133 53ZM137 54H139V55H141L140 53H137ZM170 54V53H169ZM180 54V53H179ZM178 54V55H179ZM55 55V54H54ZM85 55V54H84ZM92 55V56H91ZM110 56H108V55H105L106 56V58H108L109 59V57L112 59V55L111 54H109ZM116 55V56H115ZM152 55H154V54H151V56ZM161 55V54H160ZM162 55H164V53L162 54ZM182 55H184V54H182ZM44 56V55H43ZM57 56V57H58ZM88 56H86V58L88 57ZM96 56H97V53H96ZM101 56V55H100ZM108 56V57H107ZM132 56H136V55H132ZM156 57L158 56V55H155ZM167 56V55H166ZM184 56H186V55H184ZM189 56V55H188ZM202 56H199V57H202ZM3 57H2V59H3ZM56 57V56H55ZM138 55H137V57H135V59L134 60H136V58L138 59ZM153 57V56H152ZM152 57L148 60L147 59V62H145V63H143L142 64V67H143V69H139V68H137L138 69V71L139 70H144V69H147L148 67H150L151 65H152V63H153V60H152ZM155 57V58H156ZM161 57V56H160ZM163 57V56H162ZM161 57V58H162ZM168 57V56H167ZM170 57V56H169ZM174 57H176L175 55H174ZM178 57V56H177ZM180 57H182L181 55H180ZM205 57V58H204ZM31 58V57H30ZM99 58V57H98ZM102 58H104V57H102ZM102 58H100V59H102ZM105 58V59H106ZM126 58V57H125ZM128 58V57H127ZM126 58V59H127ZM164 58H166V57H164ZM32 59V58H31ZM31 59H26L25 61V63H27V64H24V66H25V68L24 69H27L28 68V70H30L29 69V66H30V68H31V65L29 64V61L31 60ZM77 59H78V57H77ZM171 59V58H170ZM169 59V60H170ZM176 59V61L178 62V63H181V67H183V68H186V69H191V68H200L201 67V64L200 63H198V62H200V61H198L195 65H192V66H190V65H188V64H186L187 63V61L186 60H178L179 59V57H178V59L177 58H175ZM174 59V60H175ZM182 59H183V57H182ZM195 59V58H194ZM29 60V61H28ZM78 60H80V59H78ZM96 60V59H95ZM103 60V59H102ZM121 60H124L125 62H126V60L123 58H121ZM128 60H130V59H128ZM133 60V59H132ZM152 60V61H151ZM159 60V59H158ZM33 61L34 60H32V63H33ZM59 61H61V59L59 60ZM87 61V60H86ZM131 61V60H130ZM138 61V60H137ZM137 61H136V63H137ZM146 61V60H145ZM155 61V60H154ZM168 61V60H167ZM171 61V60H170ZM55 62V61H54ZM74 62H75V60H74ZM156 62V61H155ZM163 63H164V61H162ZM161 62V63H162ZM247 63H248V61H246ZM50 63V62H49ZM61 62H59V64H60ZM81 63V62H80ZM97 63V62H96ZM100 63V62H99ZM129 63V62H128ZM167 63V62H166ZM16 64H19V66H20V70L22 71V67H23V63H16ZM55 64V63H54ZM61 64H63V63H61ZM79 64V63H78ZM12 65V66H11ZM13 65H15V66H13ZM33 65V64H32ZM47 65V64H46ZM93 65H95V64H93ZM132 65V64H131ZM139 65V64H138ZM160 65V64H159ZM162 65H165V63L164 64H162ZM26 66H28V67H26ZM51 66H53V64L51 65ZM62 66V65H61ZM61 66H60V68H61ZM153 66V65H152ZM154 66H156L155 64H154ZM168 66V65H167ZM166 66V67H167ZM55 67V66H54ZM56 67H58L57 65H56ZM63 67V68H64ZM91 67H92V64H91ZM99 67V66H98ZM100 67H102V66H100ZM119 67V66H118ZM121 67V66H120ZM129 67V66H128ZM179 66H176V68H178ZM236 67H237V65H236ZM238 67H239V65H238ZM244 67V66H243ZM242 67V68H243ZM49 67H47V69H48ZM53 69V67H50V69ZM78 68V67H77ZM95 68H96V65H95ZM134 68V67H133ZM155 68V67H154ZM154 68H152V70L154 69ZM158 68V67H157ZM161 68H165V67H161ZM0 69H1V66H0ZM8 69V70H9ZM16 69V68H15ZM45 69V68H44ZM49 69V70H50ZM76 69V68H75ZM90 69V68H89ZM93 69V68H92ZM91 69V70H92ZM98 69H100V68H98ZM131 69V68H130ZM149 69V68H148ZM159 69V68H158ZM260 69L261 70H263L262 72H264V61H263V64H261L260 65ZM12 70V69H11ZM10 70V71H11ZM18 70L19 69H17V71L16 72H18ZM48 70V71H49ZM91 70H89V71H91ZM160 70V69H159ZM166 70V69H165ZM241 70V69H240ZM20 71V72H21ZM26 71V70H25ZM24 71V72H25ZM52 71V70H51ZM98 71V70H97ZM96 71V72H97ZM115 71V70H114ZM135 71V70H134ZM8 73H9V71H7ZM19 72V73H20ZM27 72V71H26ZM25 72V73H26ZM76 72V71H75ZM92 72V71H91ZM99 72V71H98ZM113 72V71H112ZM122 72V71H121ZM140 72V71H139ZM138 72V73H139ZM143 72V71H142ZM141 72V73H142ZM147 72H148V70H147ZM146 72V70H145V72H143V73H146V75H148V73ZM176 72V71H175ZM1 73V72H0ZM23 73V72H22ZM21 73V74H22ZM132 73V72H131ZM173 73H174V70H173ZM239 73V72H238ZM5 75H6V73H4ZM9 74H11V73H9ZM21 74H19V75H21ZM84 74H86V73H84ZM113 74V73H112ZM120 74V73H119ZM118 74V75H119ZM133 74H134V72H133ZM159 74H160V72H159ZM263 74V73H262ZM55 75V76H54ZM73 75H74V73H73ZM76 75V74H75ZM81 75H83V74H81ZM87 75H89V74H87ZM115 75V74H114ZM217 75V74H216ZM215 75V76H216ZM121 76H122V74H121ZM124 76V75H123ZM122 76V77H123ZM137 76V75H136ZM257 76L259 77V75L257 74ZM11 77V76H10ZM23 77V76H22ZM108 77V76H107ZM114 77V76H113ZM116 77V76H115ZM118 77V76H117ZM255 76H253V78H254ZM262 77H264V75L262 76ZM262 77L260 78V79H258L257 80V78H256V80H257V83L259 84V83H264V82H261L262 80ZM3 78V77H2ZM67 78V77H66ZM70 78H72L71 79V82H72V80H73V82L71 83L72 85H70V87H71V90H73L74 89V87H73V83L75 82V76L74 77H70ZM70 78H69V80H70ZM86 78H87V76H86ZM109 78V77H108ZM10 79H12V81H13V78H10ZM29 79V78H28ZM80 79V78H79ZM122 79V78H121ZM5 80V79H4ZM25 80V79H24ZM37 80V79H36ZM90 80H92V79H90ZM100 80H103V79H100ZM106 80V79H105ZM110 80H111V77H110ZM206 80H208L209 81V83H211L210 82V80L209 79H206ZM205 80V81H206ZM212 80V79H211ZM253 80H255V79H253ZM255 80V81H256ZM259 80H260V82H259ZM264 80V79H263ZM11 81V80H10ZM11 81V82H12ZM169 81H171L170 79H166V80H163V81H156V82H154L153 84H151V85H149V83H147L146 82V84H145V86H144V83H143V85H137V87H136V89L135 88H133V90H131L130 89V86L129 87H127V90H126V92L124 91V94H123V97H121L122 98V100L120 101L119 99H117V101H115L114 99H113V101L115 102V103H126V102H128V98H130L129 99V102L128 103H130V101L131 100H133L132 98H134V99H136L135 101H137V98L138 99H140V97L141 98H146V96H147V93H146V89H157V92L156 93H152L151 94V96H160L161 94H162V92H161V85H162V83H166V82H169ZM204 81V82H205ZM219 81V80H218ZM220 81H221V79H220ZM18 79L16 78L14 81H13V83L12 84H14V86H16L18 83ZM77 82H78V80H77ZM89 82V81H88ZM88 82H86V79H85V81H81V85H82V87H84V86H89L87 83ZM93 82V81H92ZM102 82V81H101ZM207 82V81H206ZM26 83V82H25ZM39 83V82H38ZM50 83V82H49ZM63 83H65V85L63 84ZM103 83V82H102ZM208 83V82H207ZM8 84V83H7ZM24 84V83H23ZM27 84V83H26ZM34 84H36V83H34ZM43 84H42V86H43ZM50 84H52V83H50ZM52 84V85H53ZM108 84V83H107ZM116 84V83H115ZM206 84V83H205ZM215 84V83H214ZM221 84H223V83H221ZM25 85V84H24ZM29 85H31V84H29ZM112 85V84H111ZM149 85V86H148ZM213 85V84H212ZM250 85V84H249ZM34 86V85H33ZM37 86H39V85H37ZM41 86V87H42ZM45 86V85H44ZM63 86V87H62ZM75 86V85H74ZM146 88H144V87ZM147 86V87H146ZM254 86H256L254 89H253V93L254 92H256V93H254V94H257V92H259L258 94H259V97L258 98H256V100H255V105L257 106V109H249V111L247 112V116L249 115V116H251V118H252V120H251V122H252V124L253 125H256V123H258L259 121L261 122V121H264V86L263 87H259L260 85H254ZM254 86H252V87H254ZM30 87H32V85L30 86ZM29 87V88H30ZM51 87V86H50ZM81 87V86H80ZM90 87V86H89ZM99 87H101V86H99ZM99 87H97V88H99ZM110 87V89H112L111 88V86H109ZM132 87V86H131ZM143 88L144 90H145V92L144 93H141L142 91V89L137 93V95H135L136 93L135 92H137V90H139L140 88ZM15 88V87H14ZM40 88V87H39ZM45 88V87H44ZM68 88V87H67ZM96 88V89H97ZM105 88V87H104ZM138 88V89H137ZM199 88V87H198ZM221 88V87H220ZM10 89V88H9ZM16 89H18V88H16ZM42 89V88H41ZM61 89V90H60ZM92 89H93V87H92ZM91 89V90H92ZM245 89V88H244ZM14 90V89H13ZM36 90V89H35ZM43 90V89H42ZM52 91V89L50 90V88H49V86H47L46 87V90H45V94H41V92H40V94L38 93V95H40V96H35V100L37 99L38 101H43L44 103H46L48 100H51V98L49 97L50 96V94H51V96H53L54 95V92L55 91ZM71 90H70V92H69V94H66V93H64V92H61V94H62V96L63 97H61V99L63 98V101H61V99H60V105L64 102V103H66L67 101H72V103L74 102V97H76L77 98V94H76V96L75 95H73V94H75V93H72L71 94ZM80 90V89H79ZM83 90V89H82ZM86 90V89H85ZM106 90V89H105ZM108 90V89H107ZM106 90V91H107ZM200 90V89H199ZM237 90H238V88H237ZM240 90V89H239ZM238 90V91H239ZM11 91H12V89H11ZM29 91H30V89H29ZM33 91V90H32ZM32 91L31 92H29V93H32ZM99 91V90H98ZM104 91V90H103ZM112 91H113V89H112ZM131 91V92H130ZM186 91H187V89H186ZM237 91V92H238ZM241 91V90H240ZM78 92V91H77ZM83 92H85V91H83ZM87 92H89V91H87ZM92 92V91H91ZM132 92H134L133 94H132ZM182 92V91H181ZM180 92V93H181ZM207 92H209V91H207L206 90V92L204 93V95L202 94V96H200V99H199V101H200V103H201V106H202V108H201V112H202V115H203V119L205 120V121H210V123H213L212 121L214 120V118H216L217 116H219V115H221L223 112H224V110L225 109H229L228 108V106H227V104L225 103V101H223L220 97L218 98V99H216V97L215 96H213V95H215V94H210V92L209 93H207ZM214 92V91H213ZM224 92V93H223ZM222 92V95H224L225 94V89H224V91ZM236 92V94L238 95V94H240L241 92H238L237 93ZM9 93H10V91H9ZM12 93H14V91L12 92ZM16 93H17V90H16ZM20 93V92H19ZM35 93L37 94V91H35ZM56 93V92H55ZM110 93H111V91H110ZM215 93V92H214ZM253 93H252V95H253ZM53 94V95H52ZM121 94V93H120ZM128 94H130V96L128 95ZM138 94H139V96L140 97H136V96H138ZM181 94H183V96H185L184 95V92L183 93H181ZM226 94H227V92H226ZM225 94V95H226ZM20 95V94H19ZM19 95H17V96H19ZM56 95V97H57V93L55 94ZM86 95V94H85ZM105 95H107V94H105ZM110 95V94H109ZM179 95V94H178ZM177 95V97L176 98H178L179 96ZM201 95V94H200ZM236 95V96H237ZM247 95V94H246ZM248 95H250L251 96V94L249 93ZM14 96V95H13ZM12 96V97H13ZM16 96V97H17ZM61 96V95H60ZM133 96H135V97H133ZM214 98H213V97ZM230 96V94H228V97ZM242 96V93H241V95H239L238 97H236V101H237V98H240ZM254 96H257V95H254ZM253 96V97H254ZM3 97V96H2ZM12 97H11V99H12ZM15 97V96H14ZM30 96H28L27 97V99L29 98ZM49 97V98H48ZM114 97V96H113ZM243 97V96H242ZM241 97V98H242ZM246 97V96H245ZM244 97V98H245ZM6 98H8L7 96H6ZM5 97H4V99H6ZM26 98V97H25ZM32 97H30V99H31ZM70 98H72V99H70ZM95 98H97L96 97V95H95ZM100 98H101V96H100ZM106 98V97H105ZM112 98V97H111ZM120 98V99H121ZM186 99L185 97H182V96H180V101L182 100V99ZM234 98V97H233ZM243 98V99H244ZM252 98V97H251ZM14 99H18V97L17 98H13L12 100L14 101ZM67 99V100H66ZM69 99V100H68ZM108 99V98H107ZM123 99H124V101H123ZM175 99V98H174ZM189 99V98H188ZM229 99V98H228ZM248 99V98H247ZM254 99V98H253ZM2 100V99H1ZM33 101V100H31V101H33L34 103H33V105L32 106H34V104H36L37 102L36 101ZM221 102H220V101ZM241 100V99H240ZM245 100H246V98H245ZM260 100V101H259ZM26 101V100H25ZM29 101V100H28ZM46 101V102H45ZM54 101V100H53ZM77 101H78V98H77ZM79 101H81L80 99H79ZM93 101H95V100H93ZM97 101V100H96ZM94 102V104H95V106H97L98 107V104H96L97 102ZM100 101V100H99ZM102 101V100H101ZM105 101H106V99H105ZM120 101V102H119ZM178 101V100H177ZM184 101V100H183ZM182 101V102H183ZM236 101H235V103L234 104H236ZM248 101V100H247ZM10 102H12L11 100H10ZM36 102V103H35ZM41 102H40V104H41ZM112 102V101H111ZM111 102H110V104H111ZM185 102V101H184ZM254 102V101H253ZM13 103H15V101L13 102ZM39 103V102H38ZM43 103V104H44ZM71 103V104H72ZM244 103H245V101H244ZM22 104V103H21ZM20 104V106H23V104L21 105ZM29 104V103H28ZM54 104V103H53ZM76 104V103H75ZM90 104V103H89ZM103 104H105V103H103ZM186 104V106H187V103H185ZM240 104H241V102H240ZM254 104V103H253ZM1 105V104H0ZM26 105V104H25ZM107 105H109V104H107ZM249 105V104H248ZM19 106V108H18V110H22V108ZM31 105H29V108H31L30 107ZM57 106V105H56ZM55 106V107H56ZM95 106H92V107H95ZM182 106V105H181ZM185 106V105H184ZM235 106V105H234ZM90 107V106H89ZM117 107V106H116ZM183 107V106H182ZM188 107V106H187ZM193 107V106H192ZM250 107V106H249ZM259 107V108H258ZM71 110H72V108L71 107H69ZM99 108H100V106H99ZM102 108V107H101ZM105 108V107H104ZM142 109L144 108V106L143 107H141ZM171 108V107H170ZM241 108V107H240ZM244 108V107H243ZM62 108H60L59 110L62 112V113H64V111L65 112H68L67 111V109L65 110L64 108H63V111L61 110ZM95 109V108H94ZM142 109H140V107H139V112H137V114H136V112H134L135 114H133V116H131V118L133 117V121L132 120H130V119H128V120H130V122L132 121V123H134L135 121H137V118L139 117V115L141 116V117H143V115H145L146 114V112L145 111H143ZM184 109V108H183ZM74 110V109H73ZM92 110H93V108H92ZM99 110V109H98ZM117 110V109H116ZM176 110V109H175ZM174 110V111H175ZM188 110H190V108L188 109V108H186L185 109V111H188ZM230 110V109H229ZM236 109L234 108V111H235ZM173 111V110H172ZM184 111V110H183ZM233 111V112H234ZM71 113L73 112V111H70ZM85 112V111H84ZM90 112V111H89ZM89 112L87 113V114H89ZM103 112V111H102ZM105 112V111H104ZM154 112V111H153ZM69 113V112H68ZM67 113V114H68ZM73 113H75V112H73ZM72 113V114H73ZM79 113V112H78ZM77 112L74 114V115H72V114H70L69 113V115L68 116H70L69 118L71 119H73L74 117L73 116H75V115H77L78 114ZM82 113V112H81ZM81 113H79L78 115H80V116H76L75 118H77V121L79 122V127H80V125H82L80 122H83V120H81V116L83 117V114L81 115ZM97 113V112H96ZM98 113H99V111H98ZM101 113V112H100ZM155 113L158 115V117L159 116H161L162 115V112L161 111H159V110H157V111H155ZM181 113V112H180ZM230 113V112H229ZM235 113H237V112H235ZM86 113H85V115H84V117L87 115ZM105 114V113H104ZM150 114V113H149ZM176 114H177V112H176ZM183 114V113H182ZM232 114V113H231ZM72 115V116H71ZM132 115V114H131ZM138 115V116H137ZM246 115V114H245ZM88 116V115H87ZM89 116H91V115H89ZM129 116V115H128ZM127 116V117H128ZM135 116H137L136 117V120H134L135 119ZM169 116H171V118L169 117V121H168V128H169V133H170V135L168 136V138L170 139V138H172V140L174 139L175 140V137H177L176 135H175V131H177V128H179L178 127V123L176 122L177 121V119H179L176 115H175V112L174 113H169ZM179 116H181V115H179ZM183 120L185 121V122H193V120L195 119V117H190V116H188L187 115V113L185 112L183 115ZM226 116V115H225ZM47 117V116H46ZM78 117H79V119H78ZM126 117V118H127ZM148 117V116H147ZM158 117H154V119H153V121L155 120V119H157L156 120V122L158 121L159 122V120H158ZM175 117H177L176 119H175ZM194 118V119H193ZM222 119L224 118L223 116L221 117ZM221 118L219 119V120H221ZM230 118H231V116H230ZM230 118H228V119H230ZM248 118V117H247ZM65 119H67V118H65ZM65 119H64V121L63 122H65L66 123V121H65ZM71 119V120H72ZM87 119V118H86ZM139 119V118H138ZM181 119V118H180ZM74 120V119H73ZM140 120V119H139ZM182 120V119H181ZM196 120V119H195ZM203 120V121H204ZM226 120V118L225 119H223L222 121H225ZM240 120V119H239ZM243 120H244V118H243ZM62 121V120H61ZM60 121V122H61ZM69 121V120H68ZM67 121V122H68ZM75 121V120H74ZM77 121H75L76 122V124H77ZM153 121L152 120H150V124H145V129H141V130H143V132H150V126H152V127H154L156 124V122L155 123H153ZM205 121H204V123H205ZM221 121V122H222ZM228 120H226V122H227ZM237 121H238V119H237ZM242 121V120H241ZM62 122V123H63ZM72 122V121H71ZM93 122H95V121H93ZM129 122V123H130ZM215 122H217V119H215ZM245 121H242V123H244ZM64 123V125L62 124L61 126L62 127H66V124ZM87 123H90L89 122V120L87 121ZM136 123V122H135ZM134 123V124H135ZM154 125H152V124ZM179 123H180V121H179ZM181 123H182V121H181ZM197 123V122H196ZM207 123V122H206ZM219 123V122H218ZM58 124V123H57ZM69 124H72L73 125V127L74 126H76V125H74V123H69ZM96 123H94V125H95ZM133 124V125H134ZM186 124V123H185ZM190 124V123H189ZM208 124V123H207ZM216 124V123H215ZM226 124V123H225ZM231 124H232V122H231ZM230 124V122H229V126L231 125ZM240 123L238 122V125H239ZM14 125V124H13ZM13 125H11L10 124V126H13ZM84 125H85V123H84ZM91 125V124H90ZM102 125V124H101ZM136 125V124H135ZM197 125V124H196ZM222 125V124H221ZM5 125H3V126H1V128L0 129H2V134H4V132L6 133V130H7V132H14V131H12V130H15V129H13V128H10V127H4ZM28 126V125H27ZM59 125H57V127H58ZM61 126H59V127H61ZM88 127H89V125H87ZM100 126V125H99ZM104 126V125H103ZM103 126H101L102 128H103ZM128 125H126V127H127ZM198 126H200L199 125V123H198ZM197 126V127H198ZM204 126H206V124L204 125ZM222 126H225V125H222ZM261 126V125H260ZM259 126V127H260ZM264 126V125H263ZM3 127L5 128V129H3ZM59 127L58 128H56V130L54 129V131H57L58 129H59ZM72 127V128H73ZM83 127V126H82ZM128 127H132V125L131 124H129V126ZM148 127H149V129H148ZM16 128H17V126H16ZM52 128H53V126H52ZM92 128V127H91ZM97 128H98V126H97ZM224 128V127H223ZM226 128V127H225ZM240 128V129H239ZM237 127V129L235 128V129H230V131L228 132V129H227V132H228V134L230 133V135L232 136H234V134H238V132H234V130L235 131H237L238 129L239 130H241V127ZM262 128V127H261ZM12 129V130H11ZM30 129V128H29ZM115 129V128H114ZM125 130H126V128H124ZM131 129V128H130ZM129 128H127V130H130ZM147 129L149 130V131H147ZM153 130H154V128H152ZM188 129H189V126H187V125H185L184 126V128L183 127H181V130L183 131V130H185V131H188ZM198 129V128H197ZM215 129V128H214ZM62 130H63V128H62ZM60 130L59 131V133H60V135L62 134L63 136H60L59 134L57 135V133L55 132L54 134L56 135V137H54V136H52V137H50V139H48L49 137H47V139H46V142H47V144L45 145V146H43L42 148H41V151L39 150V153L37 154V155H34L33 156V154L31 155V157H34V158H36V159H34L33 160V158H31L30 156H28V159H26V162H24L23 163V165L22 166H24L25 167V169H27V170H25L24 172H25V175H27L26 176V178H22L23 176H25L24 174H22L21 175V178H20V175L18 176V174L15 176L16 177V179H17V183L15 182L14 183V185H12V183H10L9 182V184H7V186H6V183H4L5 184V186L3 185V184H0V188H2L3 186V188L2 189H4L3 190V193L5 194V196H4V194L2 195V193H1V198L2 199H4L5 197H9L11 194H12V192H13V190H15V191H17V192H20V190L22 189V185L21 184H18V179H19V181L21 180V181H24V183L23 184H25V180H28L29 179V177H30V175L32 176L31 178L33 179V183L32 184H30V186L32 187V189L31 190H34V192L36 191H43V189H46V187L48 186V181L49 180H52L53 178H55L56 176H57V174L56 173H54L52 170H46V169H44V165H45V163H47V162H45L44 160H40V159H38V155L39 154H42V153H47V152H49V155L50 156H52V155H57V159H59V154H57L55 151H56V149L54 150V147L55 148H57L58 149V147L60 146V144H59V146L57 145L58 144V142H57V144H54V143H56V140H55V138L57 139V137H59V138H63V139H65V138H67L68 137V139H69V142L71 141L70 140V136L71 135H68L67 137H66V135L67 134H70V132L71 131H69L68 130V128H67V130ZM71 130V129H70ZM81 130V129H80ZM99 131H101L100 130V128L98 129ZM119 129L117 128L115 131H118ZM140 129H139V131L140 132H142ZM171 130V131H170ZM194 130V129H193ZM238 130V131H239ZM17 131V130H16ZM19 131V130H18ZM53 131V132H54ZM90 131H92V130H90ZM95 131V130H94ZM138 131V133H136V134H134V136H133V138L134 139H137V138H141L142 137V135H146V134H143V133H140ZM196 131V130H195ZM209 131H211V129L209 130ZM226 131V130H225ZM225 131H224V129H221V130H219V128L217 129V131L216 132H213V133H219V132H222V133H224L225 134ZM246 131V130H245ZM256 131V130H255ZM50 132V131H49ZM52 132V133H53ZM67 132H69V133H67ZM84 132V131H83ZM85 132H87V131H85ZM93 132V131H92ZM92 132H91V134H92ZM96 132H97V129H96ZM105 132V131H104ZM121 132H122V130L119 132L118 131V134H117V132L115 133L116 135L115 136H119L118 138H120V136H121ZM226 132V133H227ZM250 132V131H249ZM15 133V132H14ZM18 133V132H17ZM67 133V134H66ZM98 133V132H97ZM114 133H113V135H114ZM140 133V134H139ZM168 133V134H169ZM173 135H172V134ZM213 133H211V134H213ZM248 133V132H247ZM258 133V132H257ZM71 134H73L72 132H71ZM96 134V133H95ZM181 134H182V132H181ZM180 134V135H181ZM192 134H193V132H192ZM195 134V133H194ZM220 134V133H219ZM218 134V135H219ZM249 134V133H248ZM261 134V133H260ZM40 135V134H39ZM50 135V134H49ZM99 135H101V133H99ZM139 136V137H136L135 138V136ZM141 135V136H140ZM148 135V134H147ZM216 135V134H215ZM230 135H229V138H227L225 135H222L223 136V139H221L220 141H222V143L221 144H223V145H225V143L227 142V140L228 139H234L235 137H230ZM239 135H240V131H239ZM242 135V134H241ZM244 135V134H243ZM255 135V134H254ZM6 136V135H5ZM5 136H4V140L6 141V138H5ZM10 136V135H9ZM22 136V135H21ZM24 136H25V134H24ZM23 136V137H24ZM93 136H95V135H93ZM104 136V135H103ZM108 136H109V133H108ZM210 136V135H209ZM209 136H208V140H209ZM220 136H221V134H220ZM219 136V137H220ZM247 136V135H246ZM258 136V135H257ZM14 137V136H13ZM26 137V136H25ZM28 137V136H27ZM43 138V137H45V136H39V138ZM192 137H194V136H192ZM215 138L214 139V141H213V139H211L210 141H213V145H216L217 144V141L219 142V137H217V136H210V138ZM20 138H22V137H20ZM57 139V140H59L60 142H63L61 139ZM72 138V137H71ZM94 138V137H93ZM95 138H97V137H95ZM103 138V137H102ZM101 138V139H102ZM115 138V137H114ZM113 138V139H114ZM165 137L163 136V138H162V140H163V144L165 145V146H167V143L169 144V142H170V140L168 139H164ZM199 138V137H198ZM217 138V139H216ZM219 138V139H218ZM256 138V137H255ZM261 137H260V135H259V139H260ZM52 139H54V140H52ZM189 139V138H188ZM192 139V138H191ZM232 139V140H233ZM248 139H252V138H248ZM3 140V141H4ZM14 140V139H13ZM39 140V139H38ZM44 140H45V138H44ZM53 142H51V141ZM94 140H97V139H94ZM165 140V141H164ZM202 140L203 141H201V146H203V144H204V146L206 147V145H205V143L207 142H210V141H204V139L202 138ZM243 140H244V138H243ZM253 140H255V139H253ZM252 140V141H253ZM258 140V139H257ZM257 140L256 141H254V142H257ZM5 141L3 142L4 144H6L5 143ZM8 141V140H7ZM24 141V140H23ZM49 141V142H48ZM114 141V140H113ZM169 141V142H168ZM187 141V140H186ZM191 141V140H190ZM195 141V140H194ZM200 141V140H199ZM230 141V140H229ZM245 141H247V140H245ZM259 141V140H258ZM261 141V140H260ZM26 142V141H25ZM45 142V143H46ZM64 142H66L67 143V141H64ZM68 142V143H69ZM91 142H92V144H94L95 145V143H98V142H96V141H93V139L91 140ZM135 142H136V140H135ZM146 142V141H145ZM172 142V144H173V141H171ZM175 143H176V141H174ZM196 142V141H195ZM2 143V142H1ZM0 143V146L2 145ZM8 143H11L10 141L8 142ZM14 143V142H13ZM19 143V142H18ZM22 143V142H21ZM67 143V144H68ZM114 145L112 146V148H114L113 149V151L115 152V150H116V147L118 146L117 144H116V142H112ZM121 143V142H120ZM120 143H118V144H120ZM148 143V142H147ZM192 143H194V142H192ZM200 143V142H199ZM216 143V144H215ZM2 145L1 147L2 148H4V146L5 147H7L6 145ZM28 144V143H27ZM66 144V145H67ZM76 144V143H75ZM91 144V145H92ZM133 144V143H132ZM256 144V143H255ZM258 144V143H257ZM260 144V143H259ZM10 145V144H9ZM18 145H20V144H17V146H12V147H7V150H10V151H7V152H9V157H8V159H9V161L8 162H11V161H13L12 163H13V167H15V169H17V165H15L14 164V161H15V159H16V154H18V150H19V148H18ZM23 146H24V144H22ZM30 145V144H29ZM34 145H36V143L34 144ZM33 145V146H34ZM56 145H57V147H56ZM63 145H64V143H63ZM66 145H64V147L66 146ZM69 145V144H68ZM121 145V144H120ZM119 145V146H120ZM138 145V144H137ZM136 145V146H137ZM177 145V144H176ZM179 145V144H178ZM178 145H177V149H176V147H175V149L178 151ZM212 145V146H213ZM30 146H32V145H30ZM29 146V147H30ZM37 146V145H36ZM41 146V145H40ZM87 146V145H86ZM97 146H99V145H97ZM131 146H133V145H131ZM140 146V145H139ZM138 146V147H139ZM142 146H144V145H142ZM153 146H155V145H152V147ZM169 146H172V145H168V147ZM175 145L173 144V146L172 147H174ZM210 146H211V144H210ZM211 146V147H212ZM218 146V145H217ZM216 146V147H217ZM233 146H237V144L235 143V145L233 144ZM251 146V145H250ZM250 146H248V147H250ZM64 147H63V150H64ZM72 147L75 149V147H77V146H75L74 144L72 145ZM101 147V146H100ZM99 147V148H100ZM135 147V146H134ZM156 147V146H155ZM168 147H167V149H168ZM172 147H171V150H172ZM199 147V146H198ZM215 147V148H216ZM226 147V146H225ZM225 147H222L221 149H226ZM38 148H40V147H38ZM71 148V147H70ZM71 149V150H74V149ZM85 148H87V147H85ZM160 148V147H159ZM162 148H165V147H162ZM208 148V147H207ZM28 149V148H27ZM30 149V148H29ZM90 149H92V147H90ZM89 149V150H90ZM130 149V148H129ZM128 149V150H129ZM137 150L138 149H140V148H136ZM197 149V148H196ZM36 150V149H35ZM38 150V149H37ZM78 150H80V149H78ZM88 150V149H87ZM170 150V148H169V151H171ZM31 151V150H30ZM61 150H59V152H60ZM76 150H74V152H75ZM139 151V150H138ZM137 151V152H138ZM194 151H195V149H194ZM215 151V150H214ZM17 152V153H16ZM20 152V151H19ZM72 152V151H71ZM91 152V151H90ZM136 152V151H135ZM136 152V153H137ZM143 152H144V150H142V149H140V151L138 152V154H135V155H139L140 157H143V159H144V155H143ZM149 152H151V154H154V155H158V157H157V161L155 162V163H157L156 165H153V166H151V164H150V166H151V169H149V170H147L145 167H143V164H144V162L146 161H148L147 162V164H149V163H151V158H150V160L148 159H145V161L143 160V159H140L141 160V162L140 161H138V162H136V160H135V162L136 163H139V164H141L142 163V161H143V164H142V167H143V169H142V171H143V173L145 174V172H148V174L146 173L145 175H147L146 177L143 175V173H142V175H137L136 174V168H132V170L134 169V171L133 172H135V173H133L132 172V170H131V174L129 173L130 171L128 170L129 169V167H128V169H126V168H124V166H123V168L124 169H122V168H120V169H118V171L120 170L121 171V174L123 173V176H121L122 177V179L123 180H126L127 182L129 181V182H137V180H140V178L139 177H144V180L142 179V182L144 181V182H151V180H154V181H156V179L158 178V173H161L162 174V170H168L167 169V167L166 166H164V167H161L160 165L161 164H164V163H170V165H171V163L173 164V165H171V166H177V165H181L180 164V161L178 160V162L179 163H177V155L172 159V162H171V160L169 161L168 159H171V153L173 152V151H171V152H166V156H165V154L163 155V153L162 154H159V153H157V152H154V151H152V150H150ZM174 152H176L175 150H174ZM173 152V153H174ZM179 152V151H178ZM198 152H200V151H198ZM225 152V151H224ZM5 153V152H4ZM23 153V152H22ZM37 153V152H36ZM73 153V152H72ZM117 153V152H116ZM134 153V152H133ZM172 153V154H173ZM177 153V152H176ZM185 153V152H184ZM196 153V152H195ZM194 153V154H195ZM213 153V152H212ZM1 154H3V152L1 153ZM6 154V153H5ZM35 154V153H34ZM79 154V159H81L82 161H83V159L85 160L86 158H83V157H85V153L82 151V150H80L79 152L77 151V152H75V155H78ZM108 154V153H107ZM109 154H112L111 152H109ZM108 154V155H109ZM170 154V155H169ZM186 154V153H185ZM200 154V153H199ZM216 154V153H215ZM20 155V154H19ZM49 155H47V157H49ZM61 155V154H60ZM90 155V154H89ZM132 155H134V154H132ZM143 155V156H142ZM154 155L152 156V157H154ZM182 154H180V156H181ZM192 155V154H191ZM197 155V154H196ZM205 155H207L206 153H205ZM219 155H220V152H219ZM244 155H246V160H245V163L247 164H251V168L252 169H246L244 172H245V180L247 181V180H249V183L248 184H243L241 187H238V188H236L234 185V183H235V178H236V176H237V171H236V173H233V172H227V171H225L224 173H223V170H222V173H221V175H218V178H215V177H212V172L210 171L209 173L211 174V175H205V174H207L206 172H203L204 173V175L202 176V174H196V175H191L190 177L191 178H188V177H184L183 179L185 180V182H187L188 183V185L189 184H191V185H193V187L191 188V190L189 191V189H187L188 191H187V194H189V195H198L197 193L199 192L198 191V187L201 185L202 186V184H203V187H204V189H206L207 190V193H208V191H211V189H213L212 191L214 192V197H213V199H212V201H209V202H204L203 204H199V205H196V206H192L193 208H187L186 209V207L184 208V209H186L185 210V212L188 214V212L187 211H189V212H191L192 214L191 215H189V222L188 223H181V221H182V219H181V217L184 215V214H182V213H184V211L182 210V213H180V214H182L181 216H175V217H173L174 219H171L169 216H170V214L169 213H171V212H169L168 211V214H167V216H166V214H165V211L168 209V208H163V206H166L164 203H159L160 201H161V199L159 200V202L158 201H154L151 197L153 196H150V193H149V191H150V189L148 190V188H147V184H143V185H141V184H138V186L137 187H143L144 189L143 190H141L142 189V187H141V189H136L135 188V190H133V192L131 193V195H132V197L133 198H131L132 200V202H130L131 204H137V207H136V209L135 208H133V210H132V212H131V214L129 213L128 214V211H131V210H127V213H126V209L125 208H121L122 210V216H123V213H125L124 215H125V218H123L124 220H126L127 221V228H131L133 231H134V233H132L133 231L131 230V229H128V233H129V235H132V234H134L133 236H130L129 238L130 239H128L127 240V238H128V236L126 237V239H124L125 238V235H121L119 238V240H116L115 241V243H113L112 245H109V243H108V236H102L100 233H97L98 231H100L101 230V228H104L103 226H100L99 224H97V222H95L96 221V219H97V213L95 212V206L97 207L99 204L98 203H96L95 204V206H94V204H87V203H85V202H83V200H79V198H78V200L77 199H75V198H73L72 199V197L74 196H76V195H74L73 194V196L71 197V199L69 198L68 200H71V204H69V205H73L74 206V208H70V210H72L71 212H70V214L71 213H73V216L72 215H70V217L68 218V220H66V222L68 221V222H72V225H73V228H72V230L70 231V232H68V233H64L63 231V233L61 232V234L59 235V236H57L56 238L54 237L53 239L54 240H52L51 241V243L50 244H48L49 246H46L45 248H42L43 249V251H41V249H40V251H41V254L40 253H36L35 251H36V249L38 248H36V246H32V247H29V248H27V251L25 252L26 253V255H24L22 258H21V255H20V257H18V260H16V261H14V262H3V251L6 249V248H8V247H10L11 249H12V247H14V243H15V241L13 240V237H11L12 239H10V235H9V233H8V235H9V239H4V242H1L2 241V239H1V241H0V264H70V263H72V264H84V260H85V258L86 257H88V256H94L93 258H92V261H91V263H89V264H138V263H140L142 260H144V253L142 252V248L144 247L143 246V244L145 243V239L144 238H146V236L145 237H140V235H138L139 233H140V229H142L143 228V226H144V223L145 222H143L144 220H143V218H144V214L145 213H151L150 214V216H152V214H153V219H154V217L155 216H157V219L159 218L160 220H162V224H160L161 225V229H160V231H158V232H160L159 234L156 232L155 233V235H156V239H155V235L152 237V236H150V237H152V239L154 238L155 240H156V242H159V243H161V244H163V246H165V247H167L168 249H170L169 251H167V253L165 254V256H161L160 255V257H158V259L159 260H156L157 258H151L150 259V261L151 260H153V262L154 263H150V264H213V263H215V260L217 259V257L219 256V258H222V262L224 261V260H226V261H224L223 263L221 262V264H264V233H261L260 232V230L259 229H255L254 231H246V228L248 227V225H253V226H263L264 227V151L263 152H256V151H250V152H246V151H243V150H238V151H235V152H230V153H227L225 156V159L227 160V161H239L240 160V158H242V156H244ZM18 156V155H17ZM25 156V155H24ZM42 156H45V154L44 155H42ZM72 156V155H71ZM71 156H69V157H71ZM83 156V157H82ZM5 157V156H4ZM26 157V156H25ZM132 157V156H131ZM140 157H138V159L140 158ZM161 157H164V158H161ZM167 159H166V158ZM219 157L220 156H218V158H217V160L219 159ZM18 158H19V156H18ZM30 158V159H29ZM55 158V160H56V156L54 157ZM72 158V157H71ZM75 158H76V156H75ZM135 158V157H134ZM147 158V157H146ZM159 158V159H158ZM179 158V157H178ZM24 159V158H23ZM136 159H137V157H136ZM166 159V160H165ZM203 159H204V157H203ZM211 159V158H210ZM209 159V160H210ZM30 160H32V162H30ZM37 160V161H36ZM38 160H40V161H38ZM52 160V159H51ZM54 160V159H53ZM54 160V162H55V166H56V161ZM76 160H77V158H76ZM81 160H79V162H78V164H81L82 163V161ZM87 160V159H86ZM85 160V161H86ZM130 160V159H129ZM128 160V161H129ZM173 160L175 161V162H173ZM220 160H222V162H223V160H224V157H221V159ZM1 161V160H0ZM42 161H44L43 163H42ZM80 161H81V163H80ZM85 161H83V164H85ZM110 161V160H109ZM130 161H132V160H130ZM211 161V160H210ZM16 162V161H15ZM34 162V163H33ZM127 162V161H126ZM133 162H134V160H133ZM145 162V163H146ZM17 163V162H16ZM129 163H131V162H129ZM160 163V164H159ZM184 163V162H183ZM213 163V162H212ZM6 164V163H5ZM20 164V163H19ZM18 164V165H19ZM74 164V163H73ZM83 164H81L82 166H84ZM86 164H87V162H86ZM92 164V163H91ZM116 164V163H115ZM132 164V163H131ZM199 164V163H198ZM7 165H8V163H7ZM6 165V166H7ZM9 165H11V163L9 164ZM29 166V165H31V167H26V166ZM46 165H48V163L46 164ZM112 165H114L113 163H112ZM122 165H126V164H122ZM128 165V164H127ZM130 165V164H129ZM133 165V164H132ZM169 165V166H170ZM186 164H184V166H185ZM222 165V164H221ZM22 166H20L22 169L24 168V167H22ZM88 166V165H87ZM104 166H105V163H104ZM117 166V165H116ZM138 166V165H137ZM136 166V167H137ZM183 166V165H182ZM8 167V166H7ZM92 167H94V166H92ZM5 168V167H4ZM19 168V167H18ZM28 168H30V169H28ZM55 168V167H54ZM101 168H102V166H101ZM116 168V167H115ZM160 168H162L161 170H160ZM163 168H165V169H163ZM182 168V167H181ZM2 169V168H1ZM14 169V170H15ZM63 169V168H62ZM92 169H94V168H92ZM176 169V168H175ZM216 169H217V167H216ZM6 170H7V168H6ZM9 170H10V168H9ZM19 170V169H18ZM21 170V169H20ZM89 170V169H88ZM102 170V169H101ZM107 170H108V168H107ZM106 170V171H107ZM127 172V171H129L128 173L129 174H126L125 173V171ZM151 170V171H150ZM180 170V169H179ZM218 170V169H217ZM3 171V170H2ZM16 171V170H15ZM22 171V170H21ZM115 171V170H114ZM116 171H117V169H116ZM172 171H173V169H170L169 171H168V175H169V178L171 177V178H174V177H176V175L174 176V174H173V176L174 177H172V176H170L171 175V173H172ZM176 171V170H175ZM174 171V172H175ZM219 171H221V170H219ZM6 172V171H5ZM23 172V171H22ZM113 171H107L105 174H103L102 176H99V177H94V175H93V177H91V176H88V177H83L86 181L87 180H92V182H93V180H96V181H98V182H110V181H113L112 179L114 178V177H112V175L114 174H111ZM152 172L154 173V172H156L157 174L156 175H153L152 174ZM169 172H170V174H169ZM8 173H9V171H8ZM15 173H17V172H15ZM21 173V172H20ZM19 173V174H20ZM97 173V172H96ZM104 173V172H103ZM119 173V172H118ZM132 173L134 174V175H132ZM215 173V172H214ZM102 174V173H101ZM126 174V175H125ZM141 174V173H140ZM160 174V175H161ZM164 174H166L165 172H164ZM163 174V175H164ZM5 175H6V173H5ZM4 175V176H5ZM80 175V174H79ZM92 175V174H91ZM163 175H161L160 177H162ZM200 176V177H199ZM211 176V177H210ZM220 176V177H219ZM3 177V176H2ZM6 177L7 176H5V178H1L0 177V180L2 179V180H6ZM10 177V175L8 174V177H7V179H12V178H9ZM81 177V176H80ZM120 177V178H121ZM141 177V178H142ZM76 178V177H75ZM74 178V179H75ZM115 178H116V176H115ZM119 178V179H120ZM176 178H178V177H176ZM186 178V179H185ZM202 179L203 178V181H202V183L200 182V180L199 179ZM209 178H211V181H209ZM81 179V178H80ZM118 179V180H119ZM159 179V178H158ZM189 179V180H188ZM220 180L219 182H217L216 183V181L217 180ZM76 180V179H75ZM115 180V179H114ZM161 180V179H160ZM182 180V179H181ZM250 180H252V182H250ZM153 181V182H154ZM163 181V180H162ZM175 181H176V179L174 178V183H175ZM183 181V180H182ZM2 182V181H1ZM75 182V181H74ZM77 182V181H76ZM81 182V181H80ZM79 182V183H80ZM92 182H90V183H92ZM121 182V181H120ZM161 182V181H160ZM212 182V183H211ZM215 182V183H214ZM19 183H21V182H19ZM70 183V182H69ZM115 183V182H114ZM165 183V182H164ZM214 183V184H213ZM250 183H252V184H250ZM11 184V185H10ZM93 184H95V183H93ZM92 184V185H93ZM112 184V183H111ZM116 184V183H115ZM170 186L171 184H173V183H168V182H166L165 183V185L162 187V188H167L168 187V185ZM177 184V183H176ZM176 184H173L174 186L176 185ZM180 184V183H179ZM183 184V183H182ZM215 184H217V185H215ZM2 185V186H1ZM8 185H10V186H8ZM68 185V184H67ZM70 185V184H69ZM69 185L67 186V187H69ZM92 185H90V186H92ZM101 185V184H100ZM131 185H133V184H131ZM131 185H129L128 184V186H130V188H132L131 187ZM166 185H167V187H166ZM187 185V184H186ZM187 185V186H188ZM190 185V186H191ZM212 185H213V188H211L212 187ZM112 187H113V185H111ZM150 186V185H149ZM183 186H184V184H183ZM64 187H65V184H64ZM103 187H104V185H103ZM106 187V186H105ZM110 187V186H109ZM135 186H133V188H134ZM153 187V186H152ZM178 187V186H177ZM62 188H63V186H62ZM66 188V187H65ZM93 188H95V190H94V192L95 193H98V190H99V187H97V184L96 185H93ZM102 187H100V189H101ZM117 188V187H116ZM116 188H115V190H116ZM132 188V189H133ZM201 188V187H200ZM90 189V188H89ZM97 189V190H96ZM108 189V188H107ZM111 189V188H110ZM129 189V188H128ZM152 189V188H151ZM56 190H58V189H56ZM65 190V189H64ZM67 190V189H66ZM66 190H65V194H66ZM83 190V189H82ZM174 190V189H173ZM228 191V193L226 194V193H224V191ZM59 191V190H58ZM77 191V190H76ZM80 191V190H79ZM100 191V190H99ZM109 190H107L106 191V194H107V192H108ZM125 191V190H124ZM128 191H130V190H128ZM132 191V190H131ZM163 191V190H162ZM175 191V193H174V195H176V190H174ZM179 191H181V189L179 190ZM0 192H1V189H0ZM51 192H54V190H52ZM69 192H70V190H69ZM91 192V191H90ZM151 192V191H150ZM157 192V191H156ZM165 192H167L166 190H165ZM48 193V192H47ZM64 193H63V195H64ZM76 193V192H75ZM93 193V192H92ZM92 193H91V195H92ZM130 193V192H129ZM153 193V192H152ZM169 193H171V192H169ZM181 193H183L182 191H181ZM54 194V193H53ZM55 194H57V192L55 193ZM58 194H59V192H58ZM121 194V193H120ZM185 194V193H184ZM201 194H202V192H201ZM68 195V194H67ZM94 195V194H93ZM115 195H117V192L115 193ZM122 195H123V193H122ZM128 194H126V196H127ZM180 195V194H179ZM80 196V195H79ZM78 196V197H79ZM96 196V195H95ZM149 196H150V198H149ZM164 196V195H163ZM166 196V195H165ZM168 196V195H167ZM38 197V196H37ZM65 197V196H64ZM101 197H102V195H101ZM135 197V198H134ZM137 197H139L138 198V200H136V198ZM154 197V196H153ZM171 197V196H170ZM169 197V198H170ZM175 197V196H174ZM182 197V196H181ZM193 197V196H192ZM93 198V197H92ZM103 198V197H102ZM122 198V197H121ZM141 198V199H140ZM158 198V197H157ZM173 197H171V199H172ZM215 198V199H214ZM1 199V200H2ZM60 199H62V198H60ZM88 199V198H87ZM97 200H95L96 202L98 201L99 202V200H102L103 201V203L105 202V200L104 199H99L98 200V198H96ZM128 199V201L130 200V198H127ZM127 199H124V200H127ZM170 199V200H171ZM181 199V198H180ZM183 199H185V198H183ZM33 200H34V198H33ZM48 200V199H47ZM54 200H56V199H54ZM63 200V199H62ZM67 200V199H66ZM121 200V199H120ZM39 201V200H38ZM37 201V202H38ZM44 201H46V200H44ZM61 201V200H60ZM59 201V202H60ZM85 201V200H84ZM175 201V200H174ZM35 202H36V200H35ZM36 202V203H37ZM49 202V201H48ZM53 202V201H52ZM82 202H83V204L84 205H88L89 207H88V209L86 208V207H84V205L82 204ZM123 202V201H122ZM151 202L153 203V204H151ZM167 202H168V200H167ZM34 203V202H33ZM54 203V202H53ZM63 203V202H62ZM62 203H60L59 205H61ZM90 203V202H89ZM110 203H111V201L109 202V204L108 205H110ZM124 203H126V202H124ZM143 203V204H142ZM144 203L146 204V203H150V205H151V208H153V205L154 204H158V205H160L161 204V207L159 206V207H154L153 209H151L150 207H147V206H145L144 205ZM44 204V203H43ZM47 204H49V203H47ZM55 205H53L54 207L55 206H58V204L57 203H54ZM57 204V205H56ZM114 204V203H113ZM131 204H129V205H131ZM140 204H142V205H140ZM169 204V203H168ZM167 204V205H168ZM173 204V203H172ZM216 204H218L219 205V208H216ZM226 204V205H225ZM34 205H35V203H34ZM65 204L63 203V206H64ZM69 205H67V206H69ZM116 205H118V204H116ZM124 205V204H123ZM126 205H128L127 203H126ZM223 205H225V208L223 207ZM35 206H37V205H35ZM41 206V205H40ZM63 206H60V209H62L61 207H63ZM112 206V205H111ZM111 206H110V208H111ZM122 206V205H121ZM133 205H131V207H132ZM227 206V207H226ZM42 207V206H41ZM49 207H50V204H49ZM52 207V206H51ZM59 207V206H58ZM69 207H71V206H69ZM118 207V206H117ZM116 207V208H117ZM130 207V208H131ZM27 208V207H26ZM44 208V207H43ZM56 209H57V207H55ZM127 208H129V206H127ZM18 209V208H17ZM37 209H38V207H37ZM36 209V210H37ZM40 209L41 208H39V211L38 212H41L40 211ZM54 209V208H53ZM51 210L50 209V212L52 211H54V210ZM124 209H125V211H124ZM166 209V210H165ZM20 209H18V211H19ZM33 210V209H32ZM44 210V209H43ZM46 210H48V209H46ZM59 210V209H58ZM63 210H64V207H63ZM65 210H69V208H67V207H65ZM69 210V211H70ZM110 209H108V211H109ZM116 210V209H115ZM114 210V211H115ZM165 210V211H164ZM219 210H223V212H221V213H216V212H218ZM49 211V210H48ZM60 211V210H59ZM74 211V212H73ZM107 211V212H108ZM120 211V210H119ZM164 211V212H163ZM200 211H202V212H204V214H207V215H203V214H201V215H203V216H198L197 214H194V213H198V212H200ZM19 212H21V211H19ZM28 212V211H27ZM56 212H57V210H56ZM61 212H63L62 210H61ZM60 212V216H61V213ZM88 212V213H87ZM112 212V211H111ZM202 212H200V213H202ZM208 212H210V213H208ZM227 212H229V214H227ZM232 212H235V215L232 213ZM11 213V212H10ZM14 213V212H13ZM17 213V212H16ZM22 213V212H21ZM25 213V212H24ZM29 213V212H28ZM35 213H36V211H35ZM75 213V214H74ZM109 213V212H108ZM160 213V214H159ZM163 213V215L165 214V216L164 217H162V214ZM232 213V214H231ZM55 214V213H54ZM57 214V213H56ZM199 214V213H198ZM210 214V215H209ZM231 214V215H230ZM6 215V214H5ZM8 215V214H7ZM13 214H11V216H12ZM14 215H17V217L19 216V214H14ZM36 215H38L37 213H36ZM118 215V214H117ZM160 215V217H158ZM171 215H172V213H171ZM9 216V215H8ZM24 216H25V214H24ZM41 216V215H40ZM47 216H50V215H48V212H47ZM57 216H59V215H56V217ZM185 216V217H184ZM183 217V220L185 219L186 220V215H184ZM20 217V216H19ZM33 217H34V215H33ZM36 217V216H35ZM34 217V218H35ZM38 217V218H37ZM36 218H37V220L38 221H41V219H43V218H40L39 216H37ZM42 217H43V215H42ZM46 217V216H45ZM104 217V216H103ZM102 217V218H103ZM112 217V216H111ZM110 217V218H111ZM124 217V216H123ZM161 217L163 218V219H161ZM168 219H167V218ZM230 217V219L232 218V219H234V223L233 224H229V223H226V221H224L226 218H229ZM4 218V217H3ZM7 218V217H6ZM5 218V219H6ZM13 218V217H12ZM31 218V217H30ZM35 218V219H36ZM40 218V219H39ZM102 218H101V220H102ZM169 218H170V220H169ZM8 219V218H7ZM14 219V218H13ZM45 219V218H44ZM70 219V220H69ZM105 219V218H104ZM121 219H122V217H121ZM155 219H156V217H155ZM179 219H181V220H179ZM16 220V219H15ZM15 220H13V221H15ZM19 220V219H18ZM30 220H32V219H30ZM36 220V221H37ZM46 220V219H45ZM48 220V219H47ZM46 220V221H47ZM50 220V219H49ZM49 220H48V222H49ZM108 220V219H107ZM119 220V219H118ZM117 220V221H118ZM159 220V221H160ZM184 220V221H185ZM187 220V221H188ZM6 221V220H5ZM9 221V220H8ZM8 221H6V222H8ZM20 221H22V218H21V220ZM34 221V220H33ZM38 221H37V223H38ZM52 222H54V221H57V219L55 220V218H53L52 220H51ZM59 221V220H58ZM100 221V220H99ZM153 221V220H152ZM2 222V221H1ZM18 222V221H17ZM16 221L14 222V223H17ZM27 222V221H26ZM29 222V221H28ZM52 222H51V224L50 225H52ZM101 222V221H100ZM103 222V221H102ZM146 222H147V220H146ZM3 223H4V225H5V222L3 221ZM9 223V222H8ZM7 223V224H8ZM40 223V222H39ZM38 223V224H39ZM44 222L42 221V223H41V225L43 224ZM103 223H105V222H103ZM150 223V222H149ZM160 223H161V221H160ZM22 224V223H21ZM21 224L19 225L20 227H22L21 226ZM26 224V223H25ZM25 224H23V225H25ZM33 224H34V226H36V224H35V222H33ZM155 224V223H154ZM3 225V224H2ZM11 225H12V223H11ZM40 225V224H39ZM145 225H146V223H145ZM149 225H151V223L149 224ZM16 226V225H15ZM15 226H13V227H15ZM19 226H17L16 228L18 229V227ZM28 226V225H27ZM30 227H32V223H31V225H29ZM28 226V227H29ZM38 226V225H37ZM43 226H45V225H43ZM86 226H88V227H90L91 229H93V230H96L95 232H96V234H94V236L92 237V238H90V237H87L86 236V234H85V231H84V228L86 227ZM154 226V225H153ZM187 226H190V231H188L187 229H184V228H186ZM12 227V226H11ZM10 227V228H11ZM26 226H24V229L23 230H21V228H20V231L22 232V234H20L19 233V231L17 232V235L18 234H20V235H23L21 238H22V240H24V238L26 237V236H28V234H26V231L25 230H28L29 228L28 227H26ZM46 227V226H45ZM50 227V226H49ZM66 226H64L63 228H65ZM99 227H100V229H99ZM115 227V225H114V221H113V219H109L107 222H106V225H105V228L104 229H106L107 231H111L113 228ZM23 228V227H22ZM36 228H38V231H39V228H42V226L41 227H36ZM35 228V232H37V229ZM44 228V227H43ZM47 228H48V226H47ZM68 228V227H67ZM70 228V227H69ZM160 228V227H159ZM158 228V229H159ZM13 229V228H12ZM98 229V230H97ZM152 229V228H151ZM168 229H171L172 231H174L171 235H170V233L168 232V231H166V230H168ZM181 229V231H182V234H178L177 233V235H176V232L178 231V230H180ZM183 229H184V231H183ZM200 229H202V231H200ZM223 229H225V231L224 232H222L223 231ZM5 230V229H4ZM7 230V229H6ZM15 230V229H14ZM78 230H80L81 232H79ZM130 230L132 231L131 233H130ZM186 230V231H185ZM228 232H227V231ZM0 231H3V229H0ZM8 231H9V228H8ZM65 231H66V229H65ZM106 231V232H107ZM139 231V232H138ZM142 231L143 230H141V233L140 234H142ZM149 231H150V228H149ZM170 231V230H169ZM199 231V232H198ZM4 232V231H3ZM15 232V231H14ZM14 232L12 233V236H14ZM35 232H33L34 234H35ZM60 231H58L57 232V234L59 233ZM105 232V231H104ZM148 231H146V233H147ZM154 232V231H153ZM5 233V232H4ZM11 233V232H10ZM108 233V232H107ZM107 233H105V234H107ZM146 233H144V234H146ZM152 233V232H151ZM151 233L149 234L148 233V235H151ZM6 234V233H5ZM16 234V233H15ZM33 234V235H34ZM54 234H55V232H54ZM53 234V235H54ZM97 234H100V236L99 235H97ZM154 234V233H153ZM147 235V236H148ZM51 236V238H52V235H50ZM196 236H201V238H202V240L201 241H195L196 240ZM227 236H229V238H227L226 239V241H223L222 239H225V237H227ZM15 237H17L16 235H15ZM19 237V236H18ZM3 238V237H2ZM6 238V237H5ZM20 238V237H19ZM20 238V239H21ZM48 238V237H47ZM122 238V239H121ZM151 239V243H153L154 242V240H152ZM177 239V240H176ZM16 240V239H15ZM49 240V239H48ZM6 241V242H5ZM45 241V240H44ZM122 241V242H121ZM177 241V242H176ZM221 241H223V242H221ZM256 241V245H255V242ZM18 242V241H17ZM46 242V241H45ZM122 244H121V243ZM186 243H193V247H189V248H187L186 247ZM221 243V244H220ZM165 244V245H164ZM13 245V246H12ZM16 245V244H15ZM40 245V244H39ZM47 245V244H46ZM141 246H142V248H141ZM149 246V245H148ZM153 245H151V246H149L150 248L152 247ZM239 246H240V249H242V251L240 250V249H238L239 248ZM16 247V246H15ZM14 247V248H15ZM149 247H147V248H149ZM170 247V248H169ZM154 248V247H153ZM164 248V247H163ZM9 249V248H8ZM10 249V250H11ZM38 249V250H39ZM142 249V250H141ZM155 250V252L158 254L159 252H158V249L156 250L155 248L150 252V250L148 251V249L146 250V248H144V251H148V252H150L149 253V255L151 256V254H154L153 253V251ZM163 252V251H162ZM168 252H169V254H168ZM240 252V255L238 254ZM226 253V254H225ZM224 254H225V256L227 257H225L224 256ZM23 255V254H22ZM220 256H224V257H220ZM237 258V259H234V258ZM219 258H218V260H219ZM225 258V259H224ZM15 259H17V258H15ZM155 260H156V263H155ZM217 261V260H216ZM149 262V261H148ZM218 263V262H217Z\"/></svg>",
  "mask_w": 264,
  "mask_h": 264
}]
</instances>
